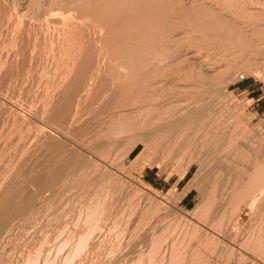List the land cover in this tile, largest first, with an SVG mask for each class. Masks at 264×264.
Segmentation results:
<instances>
[{
    "label": "rangeland",
    "instance_id": "obj_1",
    "mask_svg": "<svg viewBox=\"0 0 264 264\" xmlns=\"http://www.w3.org/2000/svg\"><path fill=\"white\" fill-rule=\"evenodd\" d=\"M4 1H6V0L0 1V4H2V5H0L1 6L0 7V13H1L0 25L1 24L3 25V21H4V25H3V27L1 25L0 29L2 31L6 29L5 32L3 31V33H5L4 35L2 34V31L0 33V36H1L0 37L1 38L0 39V81L3 80L2 82H0V84H1L0 85V141H1L0 142V156H1L0 157V170H1L0 171V176H1L0 177L1 178V180H0V201L3 200L5 197H7V195H8L7 191L9 192V196H13L14 195L13 193H19L21 191L18 195L20 196L21 193H23L24 195L20 196L22 198L27 197V196H31V195L36 196V194H31V193L34 191H35L34 193H37L38 191H40V192H38V194H37L38 196H36V197H39V199H40L39 202L40 201L41 202H40V204H38L39 210L37 212L33 213V214H35V213H37V214L31 215V217H29V220H28L29 222L26 221L25 223H23V221H19V224H17L19 227L18 226L15 227V229H14L15 232L13 231L14 234L10 233L11 236H10V234L6 236L7 233H5V235L1 234V237H3V236L4 237L9 236V237L8 238H1L0 237V239H2V240H0V264H30L31 261H33V262H31V264H264V185H263V183H264V181H263V179H264V117H262L257 112H255V109L252 108L253 100L249 99V97L247 96V93H242V91H241L242 88H244L246 86H250L254 82V78H261V79L264 78V65H263L264 64V57H263L264 56V52H263L264 51L263 50L264 49V46H263L264 43L260 39V38H264V35L260 34L261 35L260 37H259V35H257L258 38L257 37L252 38V40L254 39L253 41L257 42V43L260 39L259 44H261L262 46L258 44L257 46H261L258 49L256 48L257 46H255V48L254 47L251 48V47H248V46L241 44V43H239V44H241L245 48L240 46L238 43L236 46V42L234 39H233L234 40L233 41V40H231V38H229L228 40H230V41H228L227 39H225V37L223 38L222 30L224 33L225 32L224 28L222 26H221L222 28H220L219 27L220 25H218L217 20H214L216 17L219 18L221 15H223L221 17H224L227 14V16L225 18L230 17L231 19H229V18H227V19H229V20L234 19V21L235 22L237 21V23H238V21H240L239 25L242 27V25L244 24L245 26L243 27V29L246 27L245 30L247 29V27L249 25L252 28L254 26H257L258 23H259V25H258L257 29L259 28L260 24L262 26V27L260 26L261 27L260 29H262L264 27L263 26L264 22H262V21H264V16H263V14H264V0H244V1L243 0H215L216 1L215 3H214V0H205V1L204 0H199V1L198 0L197 1H195V0H177V1L176 0H168V1L167 0H161V1L160 0H141L140 2H139V0L138 1L137 0H111V1L110 0H86V1L85 0H76V1L75 0H29V1L28 0H25V1L24 0H8V2L7 1L4 2ZM135 1L137 2L136 5H135ZM179 1L181 3H179ZM200 1L201 2L203 1V2L201 3ZM212 1H213V3H211ZM18 2H19V4H18ZM29 2H31V3L34 2V3H33V5H31ZM138 2L141 4V6ZM146 2H148V3H146ZM176 2H178V3H176ZM3 3H4V6H3ZM10 3L11 4L14 3V5H11ZM182 3L183 4L185 3L186 5L185 4L183 5ZM5 4H6V6H5ZM179 4H181L180 5L181 7L178 6ZM101 5H103V6H101ZM167 5H169L168 6L169 10L166 9V8H168ZM248 5H250V6H248ZM22 6L26 7L27 10L23 9ZM42 6H43V8H42ZM93 6L95 8H92ZM164 6H166V7H164ZM183 6L184 7L186 6L188 8H186V7L184 8ZM204 6L205 7L208 6V9L207 8L205 9ZM3 7L5 9H1ZM13 7L16 10H14ZM135 7H137V8H135ZM7 8L8 9L10 8L9 10H11L12 12L11 13L7 12V11H9ZM71 8H72V10H71ZM175 8L177 9V11ZM245 8H246V10H249L251 8L249 11L252 12V14H249V13L245 14L248 12V11L247 12L244 11ZM35 9H37V10H35ZM68 9H70L71 11H69ZM81 9H83L84 11L83 10L81 11ZM147 9H149V10H147ZM165 9H166V11H165ZM172 9H174L175 11ZM181 9L184 12H186V11L188 12L189 10H190V12L193 11V13H192L193 16H191L193 18H194L195 12L198 11V13H196L197 15H195V18L197 16H199L200 18L197 17L196 22H195V19L192 18V20L194 21L193 22L191 20V17H189V18L187 17V16H189L190 13L184 14ZM185 9H189V10H185ZM201 9H203L204 11ZM126 10H127V12H125ZM138 10L140 11V13L138 12ZM232 10H234V11H232ZM254 10L256 12H254ZM260 10H261V12H260ZM136 11H137V13H136ZM141 11H142V13H141ZM156 11H157V14H159V15L156 14ZM215 11H216V13H214ZM2 12H4L5 14L3 13V15H2ZM47 12H49V13H47ZM153 12L155 13V15ZM209 12H210V14H209ZM7 13H10V14H7ZM29 13H30V15H29ZM50 13L52 14V16ZM97 13H99V14H97ZM163 13H165V14H163ZM207 13H208V15H206ZM230 13H231V16H230ZM243 13L245 16H243ZM16 14L18 15V17ZM20 14H21V16H19ZM55 14L58 16H56ZM176 14H178V15H176ZM214 14L215 15L217 14L219 16H215ZM256 14H258L257 17L258 16L260 18L263 17V19L261 18L262 19L261 20L259 17L257 19ZM6 15H12L13 16V17L11 16L12 18H14L16 16L14 18V20L19 18L17 21L20 23V25L16 24L17 21H15V22H14V20L11 21L10 16L9 17L7 16V18H5ZM43 15H45L46 17ZM81 15L85 16V17H82ZM160 15H162V16H160ZM163 15H165V16H163ZM181 15H184V17ZM210 15H212V16H210ZM235 15H236V17L233 18ZM251 15H253V16H251ZM38 16L40 18H38ZM61 16H62V18H61ZM106 16H107V18H106ZM125 16L127 17L128 20L126 19ZM147 16H151L150 17L151 19ZM172 16H174L175 18H173ZM176 16H177V18H176ZM178 16H181V17H178ZM3 17H4V19L8 20L7 23H5L6 21L3 20ZM28 17H30V18H28ZM98 17H100V18H98ZM119 17H121V18H119ZM161 17H163V19H166V17H168L169 18V19L167 18L168 24H167V22H165L166 20L164 21ZM201 17H203V18H201ZM34 18H35V21H33ZM36 18H37V20H36ZM112 18H113V20H112ZM154 18H156V19H154ZM172 18L175 21H173ZM178 18H180V19L182 18V19L180 20ZM51 19H53V20H51ZM97 19H99L100 21L98 22ZM160 19H162V20H160ZM206 19H207V22L205 21ZM9 20L11 21V23L13 22L12 25L10 24ZM123 20H125V21L123 22ZM212 20H214V21H212ZM249 20L251 23H253V25L254 24L255 25L252 26V24L249 22ZM25 21H27V22H25ZM40 21H42V22H40ZM138 21H140V22H138ZM154 21H157V22H154ZM208 21L210 22V26L208 25L209 24ZM74 22H75V24H74ZM91 22L92 23L94 22L93 25ZM116 22H118V23H116ZM197 22H198V24H197ZM212 22L214 25L211 24ZM40 23H41V26H40ZM179 23H180V26H178ZM187 23L188 24L190 23L191 26H190V24L188 26ZM203 23L206 26L208 25V27H210V28H207ZM247 23H249L248 26H246ZM9 24L12 26V28H11V26H9ZM117 24H118V26H116ZM192 24H194V25L192 26ZM83 25H84V27H83ZM96 25H98V26H96ZM142 25H144V26L146 25V26L144 27ZM148 25H150V27ZM161 25H164L166 28L164 26H163L164 27L163 28ZM170 25H171V27H169ZM176 25L178 27H176ZM184 25H185V27H189V28L183 27ZM202 25L204 28L202 27ZM215 25H216V28L218 27V29L214 28ZM14 26L18 30L15 29ZM133 26H135V27L133 28ZM212 26H213V28H212ZM45 27H46V29H45ZM62 27L63 28L66 27V28L63 29ZM72 27H74V28H72ZM159 27L160 28L162 27L163 30L160 29ZM192 27H193V29H192ZM61 28L65 32H63V30ZM89 28H91V30ZM128 28H129V30H128ZM140 28H142V30H140ZM7 29L9 31L10 30L11 31L9 32ZM22 29H23V31H22ZM77 29L80 31H78ZM86 29L89 30V32ZM99 29L102 31L105 30L104 33L102 31L101 32L98 31ZM120 29H122V30H120ZM124 29H126V30H124ZM28 30H30V31H28ZM70 30H72V36H74L73 31H77V33H75V35H77V36L80 32H82L81 35L79 34L80 38L82 36L84 37L85 34H83V33H86L85 38L80 39L79 37L74 36L73 37L74 39H73L72 36H69V34L71 35V32H68ZM82 30H84V31H82ZM171 30L172 31L175 30V31L172 32ZM205 30L208 33H206ZM215 30H217V31H215ZM106 31L108 33H106ZM110 31H111V33H110ZM146 31H148V32H146ZM157 31H159V35H158L159 37H157V34H158ZM167 31H168V33H167ZM212 31H214V32H212ZM16 32H18V33H16ZM28 32H30V33H28ZM59 32H63V34L59 33ZM96 32H97V34H95ZM123 32H125V33H123ZM210 32H211V34H210ZM88 33H90V34L88 35ZM91 33L95 34L94 39H93V35H92V37L90 36ZM139 33L141 34V36ZM169 33H170V35H168ZM201 33H203V34H201ZM220 33H221V35L219 36ZM22 34H24V36ZM25 34L27 35V37ZM58 34L59 35L62 34L61 36H63L64 38H62V37L61 38L63 40H65L64 35H68L69 37L68 36L67 37L69 39L66 37L67 39L65 41H63L60 37H58L59 36ZM142 34H143V36H142ZM208 34H210V35H208ZM212 34H213V36H212ZM262 34H264V31ZM87 35L89 36V38ZM100 35H102V36H100ZM124 35H125V38H124ZM147 35H149V37ZM162 35H164V36H162ZM2 36L3 37L5 36V38H3ZM97 36H100V37H97ZM152 36H154V37H152ZM170 36H171V38H170ZM216 36H218V37L216 38ZM141 37H142V39H141ZM161 37L162 38L164 37V38L162 39ZM213 37H215V38H213ZM251 37H252V35H251ZM27 38H28V40H27ZM49 38H51V39H49ZM56 38L58 41L56 40ZM90 38L93 41L90 40ZM165 38H167V39L165 40ZM75 39L77 41L79 40L78 43L76 41L77 44L73 43V42H75ZM82 39H84V40L89 39V41H92V43L94 42V44H97V42H95V40L98 41L100 39L101 41H99V43L101 45L97 44V48H96L95 47L96 45L94 46L93 44H91V42L88 43L89 41L86 40L87 42L86 41L85 42L88 44H87V46H85L86 43H84L85 45L84 44L82 45L79 43V42L83 43ZM102 39H104V40H102ZM170 39L171 40L173 39L174 41L173 40L171 41ZM50 40H52V41L56 40V41H54L51 44L52 41L50 42ZM69 40H71V41H69ZM118 40L122 41V42H119ZM148 40H150L151 43ZM220 40H222V41H220ZM61 41H63V42H61ZM115 41L119 42V44L122 43L121 44L122 48ZM125 41L127 42L126 44H125ZM179 41H180V43H178ZM231 41H232V43H231ZM251 41H250V44L253 43V41L252 42ZM159 42H161V44ZM233 42H235V43H233ZM104 43H105V45H104ZM147 43H148V45H147ZM154 43L156 45H154ZM165 43H168V44L170 43L173 45H170V44L168 45ZM209 43H211V44H209ZM230 43L233 44L234 46L230 45ZM257 43H254V44H257ZM67 44H69V45L67 46ZM78 44H80L82 46L80 47V45H78ZM129 44H131V45H129ZM142 44H144V45H142ZM223 44H224V46H223ZM254 44H252V46H254ZM75 45H78V48L75 49V47H74ZM125 45H127V47L130 46V48H138L140 46H141V48L138 49L137 51H135V49H134L133 52L127 53V52H125L126 48H127ZM159 45H161V46H159ZM101 46L103 48L102 51H106L108 49L107 52H104L103 54L99 53L100 51L97 52L99 49L101 50ZM105 46L108 48H106ZM166 46L168 48H166ZM222 46H223V48H222ZM67 47L71 48V50L73 48L74 50H72V51L70 50V51L72 52V54H75V52H76V54H78V57H75V58L73 57L74 60H72L73 58L71 56H74V55L71 54V52L69 51V49ZM83 47H84V49H83ZM86 47L88 49L90 48L91 53H93L95 50L98 49L95 54L99 53L100 58L98 57L99 55L93 54L94 57L96 56L95 60H97L98 58L101 59V57L104 55L103 58H105V60L103 58L101 60H103V62L104 61H106V62H105V64H102L103 62H99V63H101V66H103L102 71H100V72H104L107 75H105L106 77H103L104 73L103 74L101 73L103 76L98 75V76H100L101 79H99V77H98L97 80L100 81L103 79L102 81H104L108 77L111 78V74L114 77H117V79L113 77L114 80L111 78L112 79L111 81H113L112 86L114 88L110 93L113 96L112 99L114 98V95H116V96L120 95L121 96L122 92L124 93L125 91H128L126 89L128 87L130 88V86H131V88H130V89H132L131 94L133 96L136 94V96H137V103L134 106L136 107L138 105L136 108H139L140 105L143 103L141 106H144V109H146V111L148 108H149L148 110L153 108V110H155V111H154V114L152 116L157 114L156 117H158V114L159 113L161 114L162 112H164V110H166V111L168 110L171 113V110L173 112V110L178 109L177 111H174L173 114L177 115V116L175 115V119H178V118L181 119L182 117H179V115L177 114L179 109H181L179 114L182 112V113H184V115L186 114L185 116H187V113H185V112L194 111L196 113L197 111H195L194 107L199 108V105H200L201 110L198 109L200 114L197 112L199 114V116L197 113H196L197 115L194 114V112H193V114H192V112L188 113V115H190V114H192V116L195 115L198 119L194 116L193 117L195 118V120H197V122L200 118V115L204 116V117L201 116V118H203V119L197 123V122H195L194 118H192L193 121L190 120L192 122H190L188 119L187 120V121H189L188 123L186 121H185V123H183V121L186 119H185L184 115H181V116H184L183 117L184 119H182L179 124L184 127L183 128L184 131L186 128L188 130H190V133H188L187 130L185 132L183 130H181V132H184V134H182L181 137L179 138L180 139L179 142L180 143L184 142V143L180 146V143L178 142L179 146L176 145L173 150L171 149L170 151L168 150V152L165 151L163 153H162L163 150H160L161 152L157 151V154H156L153 152H156L155 150H158V148L155 149L151 145V146H149L150 148L148 147V149L146 151V148H144V145L140 143L134 149V151L128 157H126L128 155L127 152L130 151V150L128 151V147L130 146L129 149L132 148L131 145L133 146V144L135 143V141H136L135 139L137 138V137H135V135L137 136V134H132L133 136L132 135H126V134H125L126 136L124 134H122V135L118 134L121 136V138H120V136L115 135L116 133L113 134V132H111V128H112L111 126L113 125L112 123H113L114 117L110 113V111H112L113 108L110 109V107H111V103H112V107H113L114 99H113V101H111L109 98H107V97H111V95L109 94L110 96L107 95V97H105V98L103 97L104 99H107L105 102V100L103 98L102 99L104 101L101 100L102 96L100 98L97 96V95L100 96L101 94L103 95V93L105 92L104 90H106V88H108V86H109L108 83L110 82V78L107 79L108 80L107 81L108 86H107V84H105L106 86L103 85L104 83L102 84L104 86V88L102 87L103 92L100 91L101 89H99V88H101L102 85L99 86V88H98V83L100 85V82L98 81V83H97V81H96L94 83L95 87L93 85L92 90L95 88L97 90L96 93H98L100 91L101 94L99 92L96 95L95 92H93L92 90H90L91 92L89 90L85 92V91H83L82 88L78 89V90L71 88V86L73 87L72 82L77 77L78 73L73 74V75H70V74H72V71H73V73L77 72V67L79 65H81V62H83V60H84L83 58L86 57V55H84V54H79V53H82L79 50L82 48L85 51V54L88 55V53H90L88 49H87L88 51L85 50ZM92 47H94V48H92ZM144 47H145V49H144ZM160 47H161V49H160ZM240 47H242L241 48L242 50H240ZM59 48H61L62 52L60 51ZM66 48L68 49V51ZM91 48L93 50H91ZM117 48H120V50ZM123 48L125 49V51ZM260 48H261V50H260ZM77 49H79V50H77ZM82 49H81V51H83ZM121 49H123L124 54L126 53V55H124L122 53L123 51H121ZM170 49H171V51H170ZM235 49H237V50H235ZM244 49H245V51H244ZM253 49H255V50L257 49L260 53L263 52V54L261 53V55H260V53L257 50L255 51ZM64 50H66L67 53ZM76 50L79 51V53ZM158 50H159V52H158ZM168 50L171 52V54H169ZM118 51H121V52L118 53ZM181 51H182V53H181ZM249 51L251 53L252 52L253 53L255 52V53L251 54V53H249ZM29 52H31V53H29ZM256 52H258L257 54L259 56L256 55ZM66 54H69L70 56L66 55ZM122 54H123V56H122ZM190 54H191V56H190ZM249 54H251L252 56ZM79 55L80 56L84 55V57L83 56L79 57ZM128 55H129V57H127ZM188 56H190L191 58H189ZM193 56H195V57H193ZM51 57H52V59L50 60ZM112 57H114V58H112ZM116 57H117V59H116ZM126 57H127L129 62L127 61ZM170 57H171V59H170ZM176 57H177V59H176ZM21 58H22V60H21ZM68 58L70 59V61L68 60ZM78 58H82V61H81V59H79L77 61L78 63H73L74 68H75L74 69L75 72H74V70L72 69L73 68L72 62H74ZM194 58H195V60H194ZM254 58L255 59L257 58L258 60L256 59L257 60L256 61ZM260 58H262V60ZM71 60H72V62H71ZM101 60H98V61H101ZM249 60H250V62H249ZM65 61H69V63L68 62L65 63ZM134 61H136V62H134ZM176 61H177V63H176ZM184 61L186 64L184 63ZM189 61L192 63H190ZM198 61H199V63H197ZM130 62H131V64H130ZM158 62H159V64H158ZM182 62L185 64V66ZM67 63H68V67H71V69L69 68L70 70L67 67ZM180 63H182V64H180ZM193 63L195 64V66ZM69 64H71V66ZM75 64H78V65H75ZM208 65H211V66H208ZM143 66H144V68H142ZM66 67H67V70H66ZM127 67H129V68L126 69ZM202 67H203V69H202ZM103 68H104V70H103ZM105 68H108V69H105ZM209 69H210V71H209ZM121 70L123 71L122 73H121ZM67 71L68 72L70 71L69 72L70 74H68L69 76L66 75ZM107 71H109V73L112 72L110 74V76H108L109 73ZM134 71L136 72V76H137L136 77L134 74V78L136 77L135 80L132 77L133 76L132 74ZM138 71L139 72L141 71V72L139 73ZM130 72H132V74ZM199 72L200 73L202 72L201 75ZM192 73H193V75H192ZM241 73L245 74V78L240 80V74ZM161 74L163 75V78H162ZM213 74H215V75L212 76ZM143 75H145V76L143 77ZM160 75H161V77H160ZM185 75H186V77L188 75V77L186 78ZM203 76H204V79L202 78ZM129 77H131V79ZM216 77H217L218 81H217ZM126 78L128 81L125 80ZM213 78H214V80H213ZM154 79H155L156 83H155ZM182 79H183V81H182ZM207 79H208V82H207ZM119 80H120V82H119ZM133 80H134V83H133ZM165 80H167V81L165 82ZM13 81H15V82H13ZM60 81H61L62 85L60 84ZM67 81H69V82L67 83ZM104 82L106 83V80ZM114 82H117L118 84L120 83L119 87H121L123 89L119 88L118 84H116V83L114 84ZM215 82L216 83L218 82V85L215 84ZM122 83L125 86V90H124V86ZM154 83H155V85H154ZM132 84L133 85L135 84V85L133 86ZM68 85H71L70 88H68ZM166 85H167V87H166ZM213 85H216V86H213ZM132 86H133V88H132ZM187 86H190V87H187ZM194 86L195 87L200 86V87L199 88H193ZM211 86H213V88ZM179 87H181L182 89ZM185 87H187L189 90L187 89V91H185L186 90ZM115 88H117V90L121 89L122 92H121V90H119L121 93L119 91H115L116 90ZM69 89H70V91L68 92ZM98 89H99V91H98ZM71 90L73 92H71ZM66 91L68 92V94L66 93ZM113 91L116 93L114 94ZM135 91H136V93H135ZM45 92H47V93L45 94ZM118 92L120 94H118ZM150 92L153 94H151ZM206 92H208V93H206ZM72 93L75 94L76 97H75V95H73L74 96V98H73ZM82 93H84L82 95L83 97L81 96ZM158 94H160V95H158ZM176 94H178V95H176ZM66 95L68 98L65 97ZM139 95H141V96H139ZM181 95H183V96H181ZM192 95H194V96H192ZM91 96H92V98H95L96 96L97 97L95 99H91ZM167 96H169V97H167ZM62 97L64 98L63 100L61 99ZM69 97L74 99V100H71ZM87 98H89V99L87 100ZM144 98H145V100H144ZM97 99H98V101L100 100L99 105H97L98 104ZM190 99H191V102L189 101ZM200 99L202 101H200ZM155 100L158 102H156ZM171 100H173V101H171ZM178 100H179V102H177ZM182 100L185 102L183 103ZM93 101L94 102L96 101V103H94ZM108 101H110V102H108ZM140 101H144V102L140 103ZM180 101H182V102H180ZM186 101L187 102L189 101L190 102L189 104H192V105H190V106H188L189 104L186 105L187 104ZM69 102L70 103L72 102L71 103L73 106L72 113H75V109L77 108L78 112H79L78 115H81V116L83 115V117H84V118L81 117V120H79L80 122L77 121L73 125H72V123H66L69 121V119H71L69 116L71 114V112L68 113L67 118L66 117L62 118V119H65V121L62 119L59 120L57 117H55L56 115L54 113V111L58 110L61 106H62L61 110L66 108L68 106ZM86 102H88V103L86 104ZM101 102L104 104H102ZM161 102L162 103L164 102L165 105L162 104ZM166 102H167V104H166ZM202 102L206 103L207 105L205 104L206 105L205 106L204 104H202ZM62 103L63 104L67 103L66 107H63ZM144 103H145V105H144ZM169 103L170 104L173 103V104L170 105ZM178 103H179V105L181 103H183V105L185 103L186 104L184 105V107L181 104L183 107L182 108L181 106L177 105ZM208 103L211 105L213 104V105L209 106ZM214 104L217 106H214ZM52 105H54V106H52ZM108 105H110V106H108ZM147 105H149V106H147ZM174 105H177V106H174ZM201 105L202 106L204 105L205 108H207L208 110L205 109L204 106L202 107ZM72 106H70V107H72ZM84 106H85V108H84ZM155 106L157 108V112L159 111V113L156 112ZM168 106L169 107L172 106V108H174V107L175 108L174 109L169 108L170 109L169 110ZM192 106H194V107L192 108ZM108 107H109V109H108ZM158 107L160 108V110L158 109ZM188 107H190V108H188ZM136 108H133V109H136ZM185 108L186 109L188 108L189 110L187 111ZM219 108H220V110H222L221 112H220V110H218ZM85 109H86V111H85ZM92 109H94L93 110L94 112L92 111ZM191 109H194V110H191ZM202 109H204L206 111L203 112ZM216 109L218 110V112ZM107 110H108V112H107ZM161 110H163V111H161ZM182 110H186V111H182ZM210 111L212 114L210 113ZM206 112L209 115H206L207 114ZM95 113H97V114H95ZM204 113H205V115H204ZM89 114H91V115H89ZM92 115H95L96 117L92 116ZM100 115H101V117H100ZM164 115H167V114H164ZM164 115L162 116L163 117L162 120H165L167 117V116L165 117ZM216 115H218V117ZM86 116H87V119L85 118ZM231 117H233V119H231ZM159 119H160V117H159ZM162 120H160V121H162ZM212 121H215V122H212ZM181 123H183V125ZM189 123L191 124L190 125L191 127L188 126ZM198 124L201 126H199ZM207 124L209 127L208 126L206 127ZM92 125L93 126L98 125V127L100 128L99 129L97 126L94 127V128H96L97 131L92 130L93 133L95 132L98 135L101 134L100 135L101 138H104V136H105L106 137V138H104L105 140L112 138L114 141V143L111 147L106 148L104 152L102 151L103 152V154H102L103 158H102V156H100V158H98L94 154L95 151L93 152V150L91 151V150L87 149L86 146L84 147L83 144H84L85 140L84 141L80 140L81 142H83V144L78 143L79 138L83 139V135H81V132L85 133V131H88V130L90 131L91 129H94V128H92L93 127ZM104 125H105V127L103 128ZM109 125H111V126H109ZM160 126H162V125H160ZM160 126H158L156 128H159ZM236 126L240 129V131L244 130L243 135L239 134L238 128L235 129ZM192 127H194V128H192ZM212 127L213 128L215 127V128L213 129ZM40 128H42V129H40ZM156 128H153L152 132H154V130H156ZM191 129H192V131H191ZM204 129H206V130L204 131ZM99 130H100V132H99ZM101 130H103V131L105 130V131L101 132ZM208 130H209V132H208ZM89 131L86 132L88 135L85 133L84 137H88L89 134L90 135L93 134L92 132L89 133ZM147 131L151 132L150 129ZM147 131H145L146 134H148ZM77 132H78V135H77ZM186 132L188 134H186ZM207 132L209 133V135ZM144 133H142V134H144ZM53 135H54V137H53ZM247 135H248V137H246ZM115 136H117L118 138L117 137L113 138ZM23 137H25V138H23ZM26 137H27V140H26ZM34 137L37 139L34 140L35 139ZM77 137H79V138H77ZM244 138H245V140H244ZM23 139H25V140L23 141ZM112 139H111V141H112ZM132 139H134V140H132ZM190 139H191V141H190ZM132 141H134V142H132ZM65 142H67V143H65ZM242 143H243V145H242ZM80 144L83 145V148ZM224 144H226L225 145L226 147H224ZM17 145H20V146H17ZM238 147H239V150H238ZM109 148H111V150ZM120 148H121V150H120ZM142 148L145 149L144 150V156L145 157H142V159H141L144 161L139 160L140 162L139 161L135 162L134 161L135 157L142 150ZM210 148H211V150H210ZM222 148H224V149H222ZM214 149H216L217 152ZM150 150H151V152H150ZM174 150H175V152H174ZM15 151H17V152H15ZM27 151H28V153H27ZM78 151H80V153H78ZM197 151H200V153ZM208 151H209V153H208ZM212 151H214V152H212ZM109 152H111V153H109ZM3 154H4V156H3ZM57 154H59V156ZM124 154H126V155H124ZM68 155L73 157V158L83 159L82 161H84L85 165H87L84 169V170L87 169L86 170L87 172H84V174L87 173V174H85L87 179H86V177H84L85 179L81 178L82 181H79L80 184L78 182L76 184V182L72 183L73 179H71L72 177L69 176L70 178H68V180H67V182L69 184L67 183L68 187L64 191L56 190V188H58V189L62 188L63 189L62 183L64 181H62V180L59 181L61 183L62 187L60 186V183H59V185H57L58 183H56L55 187L52 186L49 189H39L37 187L36 183L33 184L34 182L32 181V177H34V175H35L34 173L39 172V174H42V173L44 174L47 171L45 169H47L49 164L52 163L50 166H54V163H55V165H58V164H60V161L62 162L63 158H65V156L68 157ZM81 155H82V157H81ZM160 155H163V156H160ZM19 156H21V157H19ZM60 156H62L63 158H60ZM105 156H107L106 157L107 159L105 158ZM146 156H149V157H147V159H149V160L146 159ZM256 156H257L258 160L256 159ZM229 157H230V159H229ZM8 159H10V162ZM17 159H19L20 161ZM56 159H58L60 161H58ZM102 159L105 161L102 162ZM145 159L147 161H145ZM53 160H55V161H53ZM86 160H88V161H86ZM90 160H92L93 162ZM167 160H168V163H167ZM221 160H222V162H221ZM56 161H58L59 163ZM19 162L21 163V165L19 164ZM97 162H98L99 166H97L98 165ZM257 162H258V164H257ZM135 163H138V164L135 165ZM254 163H255L254 169L256 171L257 170L260 171L259 172V173H261L260 179H262L260 181L259 185L257 187H255L256 193L259 190H261V195H259L258 198L256 199V201H255L256 203L252 202V198H253L252 193H250L249 190L247 191V189H249V188H247L248 187L247 183H249V180H250V178L247 179V176H248L249 170L253 167ZM13 164L15 167L12 166ZM24 165H26L27 167ZM46 165H48V166L46 167ZM88 165L89 166L91 165V167H89ZM94 165H95V167H94ZM44 167H46V168H44ZM119 167H121V168H119ZM42 168L45 170V172ZM262 168H263V170H262ZM28 169H30L31 171ZM88 170H89V172H88ZM108 170H109V173H108ZM9 171H11V172H9ZM14 172L16 173V175ZM99 172L102 174H100ZM30 174H32V177H30L31 176ZM97 174H98V176H97ZM28 175H29L30 179H29ZM99 175L100 176L103 175L104 177L103 176L100 177ZM106 176L108 178H106ZM88 177L89 178L94 177V179L96 178L97 181L95 179L92 184L88 185V183H91L90 179H89L90 182H88ZM118 177H119V179H118ZM16 178H17V180H15ZM9 179L11 180V182ZM27 180H29V181H27ZM83 180H84V182H83ZM100 180H103L102 185H99L102 183V182H100ZM111 180H113V181H111ZM81 182H83V183L86 182V183L81 184ZM121 182H123V183H121ZM13 184L15 187L13 186ZM19 184L23 185V186L20 185L22 188L19 186ZM220 184H221V186H220ZM189 185L191 186L190 191H188ZM217 185L220 187V189H218ZM84 186H87V188H85ZM215 186H217L216 187V195H215L217 197H214V199H212L213 198L212 193L210 195V193L208 194L207 192L211 191L213 188H215ZM2 187H4V188H2ZM13 187L14 188L17 187V189L15 190L16 192L13 191L14 190ZM210 187H211V190H210ZM230 187H232V188H230ZM6 188H8V189H6ZM9 188L12 189L11 191L13 193L11 191H9ZM26 188H28V189L26 190ZM94 188L96 189V191ZM106 188H108V189H106ZM67 189H68V191H67ZM217 189H218V191H217ZM244 189H246V190H244ZM36 190H38V191H36ZM99 190H101V191H99ZM105 190L107 193L105 192ZM219 190H221V193L219 192ZM30 191H31V193H28ZM205 191H207L206 194H203V193H205ZM51 192H53V193H51ZM97 192H98V195H96ZM100 192H101V195H100ZM184 192H186V193H184ZM6 193H7V195H6ZM94 193L99 200H97ZM14 196H17V195H14ZM43 203H44V205H43ZM91 203H93V204H91ZM92 208H93V210H95V212L91 211ZM56 210H58V211H56ZM45 211H48V212H45ZM55 213H56V215H55ZM57 213H59V214H57ZM32 217H34V218H32ZM27 222H28V224H27ZM15 237H17V238H15ZM11 245H13V246H11Z\"/></svg>",
    "mask_w": 264,
    "mask_h": 264
},
{
    "label": "bare ground",
    "instance_id": "obj_2",
    "mask_svg": "<svg viewBox=\"0 0 264 264\" xmlns=\"http://www.w3.org/2000/svg\"><path fill=\"white\" fill-rule=\"evenodd\" d=\"M1 1V0H0ZM7 2H8V0H6ZM6 1H4V2H6ZM25 1V0H24ZM29 1V0H28ZM76 1V0H75ZM86 1V0H85ZM111 1V0H110ZM138 1V0H137ZM141 0H139V2H140ZM161 1V0H160ZM168 1V0H167ZM177 1V0H176ZM195 1H197V0H195ZM199 1V0H198ZM205 1V0H204ZM244 1V0H243ZM66 2V1H65ZM84 2V1H83ZM95 2V1H94ZM129 2V1H128ZM131 2V1H130ZM138 2V3H139ZM145 2V1H144ZM183 2V1H182ZM201 2V1H200ZM203 2V1H202ZM201 2V3H202ZM216 1L214 0V3H215ZM249 2V1H248ZM31 5H33V3L34 2H29ZM88 3V2H87ZM105 3V2H104ZM109 3V2H108ZM115 3V2H114ZM124 3V2H123ZM136 1H135V5H136ZM142 3V2H141ZM146 3H148V2H146ZM176 3H178V2H176ZM179 3H181L180 1H179ZM186 3V2H185ZM184 3V4H185ZM188 3V2H187ZM192 3V2H191ZM200 3V4H201ZM211 3H213V1L211 2ZM11 4V3H10ZM18 4H19V2H18ZM140 4V3H139ZM138 4V5H139ZM168 4V3H167ZM183 4V3H182ZM183 4V5H184ZM199 4V5H200ZM209 4V3H208ZM223 4V3H222ZM0 5H2V4H0ZM11 5H14V3H12ZM104 5V4H103ZM103 5H101V6H103ZM113 5V4H112ZM118 5V4H117ZM132 5V4H131ZM170 5V4H169ZM169 5H167V7L169 6ZM174 5V4H173ZM181 4H179L178 6H180ZM186 5V4H185ZM192 5V4H191ZM218 5V4H217ZM3 6H4V3H3ZM5 6H6V4H5ZM27 6V5H26ZM83 6V5H82ZM106 6V5H105ZM140 6H141V4H140ZM147 6V5H146ZM193 6V5H192ZM195 6V5H194ZM210 6V5H209ZM248 6H250V5H248ZM247 6V7H248ZM1 7V6H0ZM16 7V6H15ZM21 7V6H20ZM28 7V6H27ZM31 7V6H30ZM85 7V6H84ZM118 7V6H117ZM125 7V6H124ZM130 7V6H129ZM148 7V6H147ZM146 7V8H147ZM157 7V6H156ZM164 7H166V6H164ZM181 7V6H180ZM184 7V6H183ZM186 7V6H185ZM184 7V8H185ZM191 7V6H190ZM196 7V6H195ZM202 7V6H201ZM205 7V6H204ZM221 7V6H220ZM225 7V6H224ZM223 7V8H224ZM242 7V6H241ZM240 7V8H241ZM22 8L23 9H25V10H27L26 9V7H23L22 6ZM42 8H43V6H42ZM73 8V7H72ZM72 8H71V10H72ZM92 8H95L94 6L92 7ZM103 8V7H102ZM111 8V7H110ZM134 8V7H133ZM135 8H137V7H135ZM143 8V7H142ZM174 8V7H173ZM177 8V7H176ZM175 8V9H176ZM179 8V7H178ZM186 8H188V7H186ZM200 8V7H199ZM208 9V6L207 7H205V9ZM213 8V7H212ZM216 8V7H215ZM1 9H5L4 7L3 8H1ZM8 9V8H7ZM10 9V8H9ZM8 9V10H9ZM13 9H14V7H13ZM20 9V8H19ZM67 9V8H66ZM100 9V8H99ZM154 9V8H153ZM166 9H168L169 10V7L168 8H166ZM166 9H165V11H166ZM191 9V8H190ZM195 9V8H194ZM198 9V8H197ZM221 9V8H220ZM243 9V8H242ZM248 9V8H247ZM251 9V8H250ZM249 9V10H250ZM14 10H16V9H14ZM24 10V11H25ZM35 10H37V9H35ZM46 10V9H45ZM44 10V11H45ZM63 10V9H62ZM69 11H71L70 9H68ZM83 9H81V11H82ZM129 10V9H128ZM137 10V9H136ZM143 10V9H142ZM147 10H149V9H147ZM164 10V9H163ZM172 10H174V9H172ZM182 10V9H181ZM185 10H189V9H185ZM201 10H203V9H201ZM215 10V9H214ZM217 10V9H216ZM249 10H246V8H245V12H247V13H245V14H252V12H250ZM253 10V9H252ZM42 11V10H41ZM40 11V12H41ZM67 11V10H66ZM84 11V10H83ZM86 11V10H85ZM91 11V10H90ZM102 11V10H101ZM100 11V12H101ZM115 11V10H114ZM146 11V10H145ZM151 11V10H150ZM162 11V10H161ZM164 11V12H165ZM171 11V10H170ZM175 11V10H174ZM176 11H177V9H176ZM183 11V10H182ZM204 11V10H203ZM207 11V10H206ZM230 11V10H229ZM232 11H234V10H232ZM237 11V10H236ZM243 11V10H242ZM259 11V10H258ZM7 12H12L11 10H9V11H7ZM18 12V11H17ZM16 12V13H17ZM22 12V11H21ZM20 12V13H21ZM58 12V11H57ZM89 12V11H88ZM94 12V11H93ZM99 12V11H98ZM109 12V11H108ZM125 12H127V10L125 11ZM138 12L140 13V11L138 10ZM173 12V11H172ZM221 12V11H220ZM240 12V11H239ZM254 12H256L255 10H254ZM260 12H261V10H260ZM3 13L4 12H2V15H3ZM10 13H7V14H10ZM19 13V12H18ZM27 13V12H26ZM31 13V12H30ZM30 13H29V15H30ZM35 13V12H34ZM47 13H49V12H47ZM76 13V12H75ZM95 13V12H94ZM105 13V12H104ZM113 13V12H112ZM136 13H137V11H136ZM141 13H142V11H141ZM154 13V12H153ZM167 13V12H166ZM174 13V12H173ZM183 13L185 14V13H190L189 14V16H187L188 18L189 17H191V16H193V11L192 12H190V10L187 12H184L183 11ZM196 13H198V11H196L195 12V14H194V18L193 17H191V20H192V18L193 19H195V22H196V19H197V17H199V16H197L196 18H195V15H197ZM201 13V12H200ZM199 13V14H200ZM214 13H216V11L214 12ZM223 13V12H222ZM229 13V12H228ZM237 13V12H236ZM244 13H243V16H245L244 15ZM5 14V13H4ZM45 14V13H44ZM51 14V13H50ZM57 14V13H56ZM55 14V15H56ZM61 14V13H60ZM81 14V13H80ZM91 14V13H90ZM97 14H99V13H97ZM144 14V13H143ZM148 14V13H147ZM151 14V13H150ZM149 14V15H150ZM156 14H157V11H156ZM163 14H165V13H163ZM169 14V13H168ZM192 14V15H191ZM209 14H210V12H209ZM254 14V13H253ZM263 14V13H262ZM261 14V15H262ZM14 15V14H13ZM17 15V14H16ZM37 15V14H36ZM63 15V14H62ZM69 15V14H68ZM78 15V14H77ZM96 15V14H95ZM94 15V16H95ZM107 15V14H106ZM111 15V14H110ZM124 15V14H123ZM126 15V14H125ZM145 15V14H144ZM154 15H155V13H154ZM157 15H159V14H157ZM171 15V14H170ZM169 15V16H170ZM176 15H178V14H176ZM206 15H208V13L206 14ZM213 15V14H212ZM212 15H210V16H212ZM215 15V14H214ZM238 15V14H237ZM257 15L258 14H256V18L258 19V17H257ZM260 15V16H261ZM5 16V15H4ZM7 16L9 17H11L12 15H6V17L5 18H7ZM19 16H21V14L19 15ZM23 16V15H22ZM43 16H45V15H43ZM48 16V15H47ZM51 16H52V14H51ZM56 16H58V15H56ZM55 16V17H56ZM82 16V15H81ZM93 16V15H92ZM120 16V15H119ZM129 16V15H128ZM143 16V15H142ZM160 16H162V15H160ZM163 16H165V15H163ZM168 16V17H169ZM181 16H183L184 17V15H181ZM181 16H178V17H181ZM186 16V15H185ZM201 16V15H200ZM215 16H219V15H215ZM221 16H223V15H221ZM216 17L214 20H217V23H218V25H220L219 27L220 28H224V33H223V30H222V36H223V38L225 37V39H229V38H231V40H235V42H236V46H237V43L239 44V43H241V44H244V45H246V46H248V47H251V48H255V46H257L258 44H259V42H260V39H261V41L264 43V38H260L259 39V41H258V43L257 42H254L253 40H252V38H255V37H257L258 38V36L257 35H259V37L261 36V35H264V34H262L263 33V31H264V27L262 28V29H260L262 26H261V24H260V26H259V28L257 29V27H258V25H259V23H258V25L257 26H254L253 25V23H251L250 22V20H249V22L252 24V26H254V27H250V25L248 26V24L249 23H247V25L246 26H248L247 27V29L245 30V28L243 29V27L245 26L244 24L242 25V27L239 25V22L240 21H238V23H237V21L235 22L234 21V19L233 20H229V19H231L230 17H227V18H229V19H227V18H225L226 16H227V14H226V16H224V17ZM230 16H231V13H230ZM242 16V15H241ZM248 16V15H247ZM251 16H253V15H251ZM255 16V15H254ZM263 16H264V14H263ZM13 17V16H12ZM10 18L11 19V21L12 20H14V18L16 17H14V18ZM17 17H18V15H17ZM46 17V16H45ZM54 17V16H53ZM65 17V16H64ZM76 17V16H75ZM80 17V16H79ZM82 17H85V16H82ZM102 17V16H101ZM124 17V16H123ZM126 17V16H125ZM147 17H151V16H147ZM156 17V16H155ZM168 17H166V19H163V17H161L165 22H167V24H168ZM173 18H175L174 16H172ZM207 17V16H206ZM236 17V15L233 17V18H235ZM239 17V16H238ZM237 17V18H238ZM23 18V17H22ZM28 18H30V17H28ZM38 18H40L39 16H38ZM61 18H62V16H61ZM72 18V17H71ZM78 18V17H77ZM81 18V17H80ZM97 18V17H96ZM98 18H100V17H98ZM103 18V17H102ZM106 18H107V16H106ZM111 18V17H110ZM119 18H121V17H119ZM146 18V17H145ZM144 18V19H145ZM153 18V17H152ZM157 18V17H156ZM156 18H154V19H156ZM168 18V19H167ZM173 18H172V20H173ZM176 18H177V16H176ZM200 18V17H199ZM198 18V19H199ZM201 18H203V17H201ZM213 18V17H212ZM260 18V17H259ZM262 19H263V17H261ZM260 18V19H261ZM19 19V18H18ZM18 19H16V20H14V22L15 21H17ZM49 19V18H48ZM65 19V18H64ZM73 19V18H72ZM83 19V18H82ZM126 19H127V17H126ZM140 19V18H139ZM143 19V18H142ZM151 19V18H150ZM158 19V18H157ZM162 19H160V20H162ZM178 19H180V18H178ZM177 19V20H178ZM182 19V18H181ZM180 19V20H181ZM205 19V18H204ZM208 19V18H207ZM207 19L205 20L206 22H207ZM242 19V18H241ZM240 19V20H241ZM251 19V18H250ZM261 19V20H262ZM3 20H5L6 22L5 23H7L8 22V20H6V19H4V17H3ZM36 20H37V18H36ZM51 20H53V19H51ZM55 20V19H54ZM76 20V19H75ZM87 20V19H86ZM108 20V19H107ZM112 20H113V18H112ZM118 20V19H117ZM116 20V21H117ZM121 20V19H120ZM128 20V19H127ZM211 20V19H210ZM209 20V21H210ZM214 20H212V21H214ZM247 20V19H246ZM255 20V19H254ZM0 21H1V13H0ZM10 21V20H9ZM11 21H10V24L12 25V23H11ZM33 21H35V18H34V20ZM59 21V20H58ZM64 21V20H63ZM97 21L99 22L100 20L99 19H97ZM115 21V20H114ZM119 21V20H118ZM125 20H123V22H124ZM144 21V20H143ZM152 21V20H151ZM173 21H175V20H173ZM185 21V20H184ZM183 21V22H184ZM188 21V20H187ZM186 21V22H187ZM193 21V20H192ZM208 21V25L210 26V22ZM243 21V20H242ZM21 22V21H20ZM25 22H27V21H25ZM40 22H42V21H40ZM108 22V21H107ZM131 22V21H130ZM138 22H140V21H138ZM146 22V21H145ZM154 22H157V21H154ZM177 22V21H176ZM175 22V23H176ZM181 22V21H180ZM194 22V21H193ZM199 22V21H198ZM198 22H197V24H198ZM216 22V21H215ZM245 22V21H244ZM257 22V21H256ZM255 22V23H256ZM262 22H264V21H262ZM81 23V22H80ZM79 23V24H80ZM92 23V22H91ZM94 23V22H93ZM93 23H92V25H93ZM101 23V22H100ZM116 23H118V22H116ZM185 23V22H184ZM9 24V26H11ZM15 24V23H14ZM17 25H20V23L17 21V23H16ZM32 24V23H31ZM30 24V25H31ZM66 24V23H65ZM69 24V23H68ZM74 24H75V22H74ZM86 24V23H85ZM103 24V23H102ZM127 24V23H126ZM144 24V23H143ZM150 24V23H149ZM156 24V23H155ZM161 24V23H160ZM164 24V23H163ZM166 24V25H167ZM186 24V23H185ZM188 24V23H187ZM190 24V23H189ZM189 24H188V26H189ZM201 24V23H200ZM199 24V25H200ZM204 24V23H203ZM212 25H214L213 24V22L211 23ZM216 24V23H215ZM246 24V23H245ZM2 25V24H1ZM1 25H0V27H1ZM3 25H4V21H3ZM3 25H2V27H3ZM7 25V24H6ZM35 25V24H34ZM88 25V24H87ZM100 25V24H99ZM183 25V24H182ZM194 24H192V26H193ZM205 25V24H204ZM208 25L206 26L207 28H210V27H208ZM217 25V26H218ZM8 26V27H9ZM16 26V25H15ZM14 26V28L15 29H17L16 27ZM27 26V25H26ZM38 26V25H37ZM40 26H41V23H40ZM49 26V25H48ZM47 26V27H48ZM76 26V25H75ZM74 26V27H75ZM81 26V25H80ZM90 26V25H89ZM96 26H98V25H96ZM112 26V25H111ZM115 26V25H114ZM113 26V27H114ZM116 26H118V24L116 25ZM120 26V25H119ZM123 26V25H122ZM142 26H144V25H142ZM146 26V25H145ZM144 26V27H145ZM149 27H150V25H148ZM162 27L164 26V25H161ZM175 26V25H174ZM178 26H180V23L178 24ZM177 25H176V27H178ZM187 26V25H186ZM190 26H191V24H190ZM222 26V27H221ZM263 26H264V23H263ZM19 27V26H18ZM21 27V26H20ZM31 27V26H30ZM39 27V26H38ZM55 27V26H54ZM74 27H72V28H74ZM77 27V26H76ZM83 27H84V25H83ZM82 27V28H83ZM109 27V26H108ZM131 27V26H130ZM135 26H133V28H134ZM162 27L160 28V29H162ZM165 27V26H164ZM163 27V28H164ZM169 27H171V25L169 26ZM183 27H185V25L183 26ZM198 27V26H197ZM201 27V26H200ZM199 27V28H200ZM202 27H203V25H202ZM201 27V28H202ZM205 27V28H206ZM251 29H250V28ZM7 28V27H6ZM11 28H12V26H11ZM32 28V27H31ZM35 28V27H34ZM63 28V27H62ZM61 28V29H62ZM64 28H66V27H64ZM63 28V29H64ZM116 28V27H115ZM127 28V27H126ZM156 28V27H155ZM166 28V27H165ZM174 28V27H173ZM180 28V27H179ZM185 28H189V27H185ZM184 28V29H185ZM204 28V27H203ZM212 28H213V26H212ZM211 28V29H212ZM215 29H218V27L216 28V25H215V27H214ZM249 28V29H248ZM29 29V28H28ZM45 29H46V27H45ZM62 29V30H63ZM69 29V28H68ZM84 29V28H83ZM90 30H91V28H89ZM94 29V28H93ZM104 29V28H103ZM171 29V28H170ZM192 29H193V27H192ZM195 29V28H194ZM6 30V29H5ZM5 30H3L4 32H5ZM8 30V29H7ZM13 30V29H12ZM18 30V29H17ZM40 30V29H39ZM66 30V29H65ZM78 30V29H77ZM87 30V29H86ZM120 30H122V29H120ZM124 30H126V29H124ZM128 30H129V28H128ZM138 30V29H137ZM140 30H142V28H140ZM148 30V29H147ZM153 30V29H152ZM163 30V29H162ZM161 30V31H162ZM187 30V29H186ZM202 30V29H201ZM221 30V29H220ZM219 30V31H220ZM1 29H0V33H1ZM3 31H2V34L4 35L5 33H3ZM9 31V30H8ZM7 31V32H8ZM11 31V30H10ZM9 31V32H10ZM22 31H23V29H22ZM28 31H30V30H28ZM49 31V30H48ZM59 31V30H58ZM78 31H80V30H78ZM82 31H84V30H82ZM88 32H89V30H87ZM95 31V30H94ZM98 31H102V30H98ZM105 31V30H104ZM104 31H102L103 33H104ZM108 31V30H107ZM106 31V33H108ZM132 31V30H131ZM160 31V30H159ZM159 31H157L158 32V34H157V37H159L158 35H159ZM172 31V30H171ZM170 31V32H171ZM173 31H175V30H173ZM172 31V32H173ZM181 31V30H180ZM183 31V30H182ZM191 31V30H190ZM206 31V30H205ZM215 31H217V30H215ZM218 31V32H219ZM8 32V33H9ZM13 32V31H12ZM25 32V31H24ZM51 32V31H50ZM54 32V31H53ZM63 32H65L64 30H63ZM63 32H59V33H62L63 34ZM68 32H71V35L69 34V36H72V30H70V31H68ZM74 32V36H77V35H75V33H77V31H73ZM93 32V31H92ZM146 32H148V31H146ZM145 32V33H146ZM200 32V31H199ZM212 32H214V31H212ZM217 32V33H218ZM16 33H18V32H16ZM23 33V32H22ZM27 33V32H26ZM28 33H30V32H28ZM34 33V32H33ZM37 33V32H36ZM42 33V32H41ZM56 33V32H55ZM105 33V34H106ZM110 33H111V31H110ZM115 33V32H114ZM123 33H125V32H123ZM143 33V32H142ZM167 33H168V31H167ZM206 33H208L207 31H206ZM251 33V34H250ZM7 34V33H6ZM10 34V33H9ZM48 34V33H47ZM62 34H58L59 36L58 37H62V38H64L63 36H61ZM80 35L82 34V32H80L79 33ZM79 34H78V36L77 37H79ZM83 34H85L86 35V33H83ZM90 33H88V35H89ZM95 34H97V32L95 33ZM94 33H91V37H92V35H93V39H94V35H95ZM99 34V33H98ZM140 34V33H139ZM138 34V35H139ZM144 34V33H143ZM143 34H142V36H143ZM173 34V33H172ZM201 34H203V33H201ZM210 34H211V32H210ZM210 34H208V35H210ZM216 34V33H215ZM261 34V35H260ZM23 36H24V34H22ZM26 35V34H25ZM32 35V34H31ZM36 35V34H35ZM85 35H84V37L82 36L81 38H85ZM87 35V36H88ZM127 35V34H126ZM153 35V34H152ZM168 35H170V33L168 34ZM206 35V34H205ZM221 35V33L219 34V36ZM251 35H252V37H251ZM255 35V36H254ZM6 36V35H5ZM5 36L3 37V38H5ZM11 36V35H10ZM57 36V35H56ZM65 36V40L69 37L68 35H64ZM68 36V37H67ZM74 36H72V38L74 37ZM86 36V37H87ZM100 36H102V35H100ZM100 36H97V37H100ZM140 36H141V34H140ZM148 37H149V35H147ZM162 36H164V35H162ZM172 36V35H171ZM171 36H170V38H171ZM203 36V35H202ZM212 36H213V34H212ZM221 36V37H222ZM1 37V36H0ZM15 37V36H14ZM26 37H27V35H26ZM45 37V36H44ZM53 37V36H52ZM67 37V38H66ZM96 37V36H95ZM107 37V36H106ZM110 37V36H109ZM115 37V36H114ZM113 37V38H114ZM146 37V36H145ZM152 37H154V36H152ZM151 37V38H152ZM175 37V36H174ZM218 36H216V38H217ZM19 38V37H18ZM37 38V37H36ZM54 38V37H53ZM61 38V39H62ZM71 38V39H72ZM76 38V37H75ZM80 38V37H79ZM78 38V39H79ZM80 38V39H81ZM88 38H89V36H88ZM122 38V37H121ZM124 38H125V35H124ZM162 38V37H161ZM164 38V37H163ZM162 38V39H163ZM168 38V37H167ZM167 38H165V40L167 39ZM191 38V37H190ZM213 38H215V37H213ZM212 38V39H213ZM1 39V38H0ZM42 39V38H41ZM49 39H51V38H49ZM69 39V38H68ZM74 39V38H73ZM77 39V38H76ZM75 39V42H73L74 44L76 43V40ZM96 39V38H95ZM141 39H142V37H141ZM140 39V40H141ZM153 39V38H152ZM151 39V40H152ZM160 39V38H159ZM180 39V38H179ZM224 39V40H225ZM263 39V40H262ZM6 40V39H5ZM27 40H28V38H27ZM33 40V39H32ZM38 40V39H37ZM43 40V39H42ZM56 40H57V38H56ZM56 40H54V41H56ZM60 40V39H59ZM63 40V39H62ZM65 40H63V41H65ZM83 40V43H81V42H79L80 44H84V43H86L87 41L86 40H88L89 41V39H82ZM81 40V41H82ZM90 40H92L91 38H90ZM102 40H104V39H102ZM106 40V39H105ZM123 40V39H122ZM144 40V39H143ZM169 40V39H168ZM171 40V39H170ZM173 40V39H172ZM171 40V41H172ZM219 40V39H218ZM226 40V41H227ZM233 40V41H234ZM253 41V43H251L250 44V41ZM258 40V39H257ZM46 41V40H45ZM52 40H50V42H51ZM54 41H52L51 42V44L54 42ZM58 41V40H57ZM63 41H61V42H63ZM69 41H71V40H69ZM68 41V42H69ZM73 41V40H72ZM79 41V40H78ZM78 41H77V43H78ZM86 41V42H85ZM93 41V40H92ZM92 41H89L88 43H90L91 42V44H93L96 48H97V44H100L99 43V41H101L100 39L97 41V40H95V42H97V44H94V42L92 43ZM119 41V40H118ZM128 41V40H127ZM149 42H150V40H148ZM156 41V40H155ZM158 41V40H157ZM161 41V40H160ZM174 41V40H173ZM205 41V40H204ZM220 41H222V40H220ZM228 41H230V40H228ZM251 41V42H252ZM256 41V40H255ZM117 44H119V42H122V41H119V42H117V41H115ZM163 42V41H162ZM166 42V41H165ZM182 42V41H181ZM219 42V41H218ZM225 42V41H224ZM235 42H233V43H235ZM261 42V43H262ZM48 43V42H47ZM66 43V42H65ZM70 43V42H69ZM76 43V44H77ZM88 43H86V45L85 46H87V44ZM103 43V42H102ZM127 42L125 41V44H126ZM144 43V42H143ZM151 43V42H150ZM160 44H161V42H159ZM172 43V42H171ZM178 43H180V41L178 42ZM195 43V42H194ZM212 43V42H211ZM211 43H209V44H211ZM231 43H232V41H231ZM230 43V45H233V44H231ZM254 43H257V44H254ZM262 43V44H263ZM63 44V43H62ZM72 44V43H71ZM80 44H78V45H80ZM122 44V43H121ZM121 44H119L120 45V47H121ZM158 44V43H157ZM164 44V43H163ZM165 44H168V43H165ZM170 44V43H169ZM168 44V45H169ZM176 44V43H175ZM216 44V43H215ZM221 44V43H220ZM225 44V43H224ZM224 44H223V46H224ZM241 44H239L240 46H242ZM252 44H254V46H252ZM28 45V44H27ZM30 45V44H29ZM54 45V44H53ZM64 45V44H63ZM69 44H67V46H68ZM78 45H75L74 47H75V49L76 48H78ZM82 45H80V47L82 46ZM92 45V46H93ZM101 45V44H100ZM104 45H105V43H104ZM129 45H131V44H129ZM142 45H144V44H142ZM147 45H148V43H147ZM152 45V44H151ZM154 45H156L155 43H154ZM170 45H173V44H170ZM194 45V44H193ZM238 45V46H239ZM259 45H261V44H259ZM18 46V45H17ZM58 46V45H57ZM56 46V47H57ZM72 46V45H71ZM70 46V47H71ZM91 46V45H90ZM89 46V47H90ZM111 46V45H110ZM118 46V45H117ZM124 46V45H123ZM126 47H127V45H125ZM139 46V45H138ZM159 46H161V45H159ZM163 46V45H162ZM176 46V45H175ZM178 46V45H177ZM198 46V45H197ZM207 46V45H206ZM223 46H222V48H223ZM234 46V45H233ZM232 46V47H233ZM262 46V45H261ZM261 46H257L256 48L258 49L259 47H261ZM263 46H264V44H263ZM3 47V46H2ZM62 47V46H61ZM73 47V46H72ZM79 47V48H80ZM106 47V46H105ZM113 47V46H112ZM125 47V48H126ZM133 47V46H132ZM147 47V46H146ZM149 47V46H148ZM227 47V46H226ZM243 47V46H242ZM242 47H240V50H242L241 48ZM30 48V47H29ZM63 48V47H62ZM68 48V47H67ZM66 48V49H67ZM92 48H94V47H92ZM91 48V50H93ZM106 48H108V47H106ZM122 48V47H121ZM141 48V46L140 47H138V48H130V46H128L127 48H126V51H125V49H124V51L125 52H127V53H131V52H133V50L135 49V51H137L138 49H140ZM156 48V47H155ZM166 48H168L167 46H166ZM177 48V47H176ZM190 48V47H189ZM243 48H245V47H243ZM23 49V48H22ZM31 49V48H30ZM39 49V48H38ZM60 49V51H61V48H59ZM65 49V48H64ZM69 49V51L71 50V48H68ZM68 49H67V51H68ZM82 49V48H81ZM81 49L79 50V49H77V50H79L80 52H82V53H79V51H77L79 54H84V55H86V57H84V55H79V57H84L83 59V62H81L82 61V58H78L77 60H75L74 62H72V60H74V58L75 57H78V54H76V52H75V54L77 55H75V54H72V50H74L73 48H72V50L70 51L71 52V54L72 55H74V56H71L73 59L71 60V62H72V65H73V70L75 69L74 68V64L73 63H78L77 61L79 60V59H81V65H79L78 67H77V72H75V70H74V72L75 73H73V71H72V74H70L68 71H67V76H69L68 74H70V75H73V74H76V73H78V75H77V77L73 80V82H72V85H73V87L71 86V85H68V88H70V86H71V88H73V89H83V91H90V90H92V88H93V85H94V83L97 81V83H98V81L99 80H97V78L99 77V79H101L100 78V76H98V75H101V76H103V77H106L105 75H107V74H105L104 72H100V71H102V67L103 66H101V63H99V62H103V60H101L103 57H104V55L101 57V59H99L100 58V55H99V53H101V54H103L104 52H107V50L106 51H102L103 50V48H102V46H101V50L99 49H97V50H95L93 53H91L90 52V48L88 49L87 47L85 48V50H89V52L90 53H88V55L87 54H85V51L83 50L84 49V47H83V51H81ZM113 49V48H112ZM117 49H119L120 50V48H117ZM116 49V50H117ZM123 49H121V51H123ZM144 49H145V47H144ZM148 49V48H147ZM160 49H161V47H160ZM165 49V48H164ZM231 49V48H230ZM239 49V48H238ZM249 49V48H248ZM256 49V50H257ZM9 50V49H8ZM87 50V51H88ZM181 50V49H180ZM216 50V49H215ZM233 50V49H232ZM235 50H237V49H235ZM253 50H255V49H253ZM255 50V51H256ZM260 50H261V48H260ZM264 50V49H263ZM26 51V50H25ZM64 51H66V50H64ZM67 51H66V53H67ZM96 51L97 52H99L98 54H95L96 53ZM102 51V52H101ZM121 51H118V53H120ZM124 51L122 52L123 54H124ZM167 51V50H166ZM169 51V50H168ZM170 51H171V49H170ZM169 51V54H171V52ZM222 51V50H221ZM228 51V50H227ZM244 51H245V49H244ZM258 51V50H257ZM62 52V51H61ZM74 52V51H73ZM158 52H159V50H158ZM162 52V51H161ZM186 52V51H185ZM206 52V51H205ZM224 52V51H223ZM233 52V51H232ZM259 52V51H258ZM258 52H256V55H258L257 53ZM264 52V51H263ZM263 52H261L262 54H263ZM29 53H31V52H29ZM60 53V52H59ZM65 53V52H64ZM117 53V54H118ZM173 53V52H172ZM181 53H182V51H181ZM237 53V52H236ZM249 53H251L250 51H249ZM253 53V52H252ZM251 53V54H252ZM255 53V52H254ZM253 53V54H254ZM260 53V52H259ZM261 53H260V55H261ZM51 54V53H50ZM55 54V53H54ZM99 55L98 57V59L97 60H95V57H94V55ZM123 54H122V56H123ZM165 54V53H164ZM168 54V53H167ZM193 54V53H192ZM219 54V53H218ZM232 54V53H231ZM251 54H249V55H251ZM6 55V54H5ZM66 55H69V54H66ZM113 55V54H112ZM124 55H126V53L124 54ZM183 55V54H182ZM202 55V54H201ZM222 55V54H221ZM226 55V54H225ZM235 55V54H234ZM241 55V54H240ZM246 55V54H245ZM13 56V55H12ZM36 56V55H35ZM65 56V55H64ZM70 56V55H69ZM120 56V55H119ZM137 56V55H136ZM160 56V55H159ZM181 56V55H180ZM184 56V55H183ZM190 56H191V54H190ZM190 56H188L189 58H191ZM198 56V55H197ZM207 56V55H206ZM252 56V55H251ZM259 56V55H258ZM3 57V56H2ZM7 57V56H6ZM26 57V56H25ZM29 57V56H28ZM67 57V56H66ZM70 57V58H71ZM125 57V56H124ZM127 57H129V55L127 56ZM127 57H126V59H127ZM187 57V56H186ZM193 57H195V56H193ZM232 57V56H231ZM236 57V56H235ZM264 57V56H263ZM112 58H114V57H112ZM131 58V57H130ZM157 58V57H156ZM174 58V57H173ZM223 58V57H222ZM238 58V57H237ZM243 58V57H242ZM253 58V57H252ZM52 59V57L50 58V60ZM104 60H105V58H103ZM116 59H117V57H116ZM153 59V58H152ZM169 59V58H168ZM170 59H171V57H170ZM176 59H177V57H176ZM183 59V58H182ZM197 59V58H196ZM210 59V58H209ZM220 59V58H219ZM249 59V58H248ZM255 59V58H254ZM257 59V58H256ZM255 59V60H256ZM261 60H262V58H260ZM2 60V59H1ZM21 60H22V58H21ZM55 60V59H54ZM68 60L70 61V59L68 58ZM98 60H101V61H98ZM109 60V59H108ZM119 60V59H118ZM130 60V59H129ZM132 60V59H131ZM136 60V59H135ZM163 60V59H162ZM175 60V59H174ZM194 60H195V58H194ZM193 60V61H194ZM202 60V59H201ZM208 60V59H207ZM214 60V59H213ZM235 60V59H234ZM258 60V59H257ZM256 60V61H257ZM24 61V60H23ZM27 61V60H26ZM34 61V60H33ZM45 61V60H44ZM69 61H65V63L66 62H68L69 63ZM127 61H128V59H127ZM141 61V60H140ZM182 61V60H181ZM192 61V60H191ZM211 61V60H210ZM3 62V61H2ZM31 62V61H30ZM79 62V63H80ZM105 62L106 61H104L102 64H105ZM129 62V61H128ZM134 62H136V61H134ZM161 62V61H160ZM166 62V61H165ZM190 62V61H189ZM188 62V63H189ZM205 62V61H204ZM203 62V63H204ZM248 62V61H247ZM249 62H250V60H249ZM252 62V61H251ZM255 62V61H254ZM259 62V61H258ZM68 63H67V67H68ZM125 63V62H124ZM141 63V62H140ZM170 63V62H169ZM176 63H177V61H176ZM175 63V64H176ZM183 63V62H182ZM182 63H180V64H182ZM184 63H185V61H184ZM183 63V64H184ZM190 63H192V62H190ZM195 63V62H194ZM193 63V64H194ZM197 63H199V61L197 62ZM11 64V63H10ZM24 64V63H23ZM127 64V63H126ZM130 64H131V62H130ZM158 64H159V62H158ZM186 64V63H185ZM185 64H184V66H185ZM214 64V63H213ZM252 64V63H251ZM70 66H71V64H69ZM75 65H78V64H75ZM138 65V64H137ZM191 65V64H190ZM197 65V64H196ZM257 65V64H256ZM264 65V64H263ZM30 66V65H29ZM55 66V65H54ZM66 66V65H65ZM64 66V67H65ZM141 66V65H140ZM158 66V65H157ZM166 66V65H165ZM194 66H195V64H194ZM208 66H211V65H208ZM11 67V66H10ZM67 67H66V70H67ZM118 67V66H117ZM126 67V66H125ZM169 67V66H168ZM179 67V66H178ZM187 67V66H186ZM198 67V66H197ZM207 67V66H206ZM214 67V66H213ZM40 68V67H39ZM71 69V67H68V69ZM129 67H127L126 69H128ZM137 68V67H136ZM141 68V67H140ZM142 68H144V66L142 67ZM166 68V67H165ZM188 68V67H187ZM205 68V67H204ZM208 68V67H207ZM6 69V68H5ZM42 69V68H41ZM69 69V70H70ZM105 69H108V68H105ZM122 69V68H121ZM157 69V68H156ZM155 69V70H156ZM196 69V68H195ZM202 69H203V67H202ZM243 69V68H242ZM63 70V69H62ZM103 70H104V68H103ZM118 70V69H117ZM136 70V69H135ZM143 70V69H142ZM192 70V69H191ZM16 71V70H15ZM27 71V70H26ZM51 71V70H50ZM79 71V72H78ZM130 71V70H129ZM149 71V70H148ZM147 71V72H148ZM164 71V70H163ZM177 71V70H176ZM193 71V70H192ZM198 71V70H197ZM201 71V70H200ZM209 71H210V69H209ZM212 71V70H211ZM219 71V70H218ZM10 72V71H9ZM21 72V71H20ZM38 72V71H37ZM108 73H109V71H107ZM118 72V71H117ZM123 71L121 70V73H122ZM139 72V71H138ZM141 72V71H140ZM139 72V73H140ZM179 72V71H178ZM191 72V71H190ZM203 72V71H202ZM201 72V73H202ZM214 72V71H213ZM15 73V72H14ZM51 73V72H50ZM60 73V72H59ZM62 73V72H61ZM65 73V72H64ZM103 75H102V74ZM112 73V72H111ZM111 73H109L108 74V76H110V74ZM131 74H132V72H130ZM154 73V72H153ZM160 73V72H159ZM189 73V72H188ZM197 73V72H196ZM200 73V72H199ZM201 73H200V75H201ZM209 73V72H208ZM23 74V73H22ZM114 74V73H113ZM119 74V73H118ZM129 74V73H128ZM134 74H135V76H136V72L134 71L133 72V78H134ZM157 74V73H156ZM165 74V73H164ZM195 74V73H194ZM204 74V73H203ZM30 75V74H29ZM138 75V74H137ZM162 75V74H161ZM161 75H160V77H161ZM192 75H193V73H192ZM198 75V74H197ZM211 75V74H210ZM215 74H213L212 76H214ZM218 75V74H217ZM5 76V75H4ZM66 76V77H67ZM107 76V77H108ZM116 76V75H115ZM126 76V75H125ZM130 76V75H129ZM145 75H143V77H144ZM170 76V75H169ZM168 76V77H169ZM205 76V75H204ZM204 76L202 77L203 79H204ZM6 77V76H5ZM113 75L111 74V78L113 79ZM137 77V76H136ZM135 77V78H136ZM142 77V78H143ZM157 77V76H156ZM155 77V78H156ZM159 77V78H160ZM167 77V76H166ZM181 77V76H180ZM184 77V76H183ZM185 77H186V75H185ZM184 77V78H185ZM187 77H188V75H187ZM186 77V78H187ZM206 77V76H205ZM225 77V76H224ZM36 78V77H35ZM108 78H110V77H108ZM107 78V79H108ZM110 78V82L108 83L109 84V86H108V84H107V79H105L106 80V83L104 82V81H102V80H100L99 82H100V85H99V83H98V88H99V86H101L103 83V85H105V84H107V86H108V88H106V90H104L105 92L103 93V95L101 94V92L100 91H102L103 90V88H104V86L102 85L101 86V88H99V89H101L100 91H99V89H98V91L100 92V96L99 95H97L98 93H96L97 92V90L94 88L92 91L93 92H95V94L100 98L101 96V100L102 101H104L105 100V102H106V100L107 99H104L105 97H107V95H109L110 93H111V91L114 89L113 88V81H111L112 79ZM114 78H116L117 79V77H114ZM128 78V77H127ZM127 78L125 79V80H127ZM130 79H131V77H129ZM135 78H134V80H135ZM162 78H163V75H162ZM194 78V77H193ZM201 78V79H202ZM215 78V77H214ZM214 78H213V80H214ZM219 78V77H218ZM65 79V78H64ZM115 79V80H116ZM123 79V78H122ZM192 79V78H191ZM206 79V78H205ZM210 79V78H209ZM216 79H217V77H216ZM220 79V78H219ZM114 80V79H113ZM134 80H133V83H134ZM173 80V79H172ZM175 80V79H174ZM177 80V79H176ZM190 80V79H189ZM211 80V79H210ZM3 81V80H2ZM2 81H0V82H2ZM124 81V80H123ZM122 81V82H123ZM128 81V80H127ZM131 81V80H130ZM154 81H155V79H154ZM163 81V80H162ZM167 80H165V82H166ZM182 81H183V79H182ZM199 81V80H198ZM203 81V80H202ZM217 81H218V79H217ZM6 82V81H5ZM13 82H15V81H13ZM36 82V81H35ZM55 82V81H54ZM69 81H67V83H68ZM112 82V83H111ZM118 82V81H117ZM117 82H114V84L116 83V84H118ZM119 82H120V80H119ZM142 82V81H141ZM140 82V83H141ZM145 82V81H144ZM173 82V81H172ZM207 82H208V79H207ZM213 82V81H212ZM211 82V83H212ZM4 83V82H3ZM64 83V82H63ZM126 83V82H125ZM155 83H156V81H155ZM155 83H154V85H155ZM164 83V82H163ZM169 83V82H168ZM181 83V82H180ZM191 83V82H190ZM197 83V82H196ZM206 83V82H205ZM221 83V82H220ZM12 84V83H11ZM59 84V83H58ZM60 84H61V81H60ZM120 84V83H119ZM119 84H118V87H119ZM123 84V83H122ZM121 84V85H122ZM129 84V83H128ZM189 84V83H188ZM213 84V83H212ZM215 84H217L218 85V82L216 83L215 82ZM1 85V84H0ZM3 85V84H2ZM62 85V84H61ZM133 85V84H132ZM135 85V84H134ZM133 85V86H134ZM140 85V84H139ZM143 85V84H142ZM157 85V84H156ZM201 85V84H200ZM220 85V84H219ZM8 86V85H7ZM48 86V85H47ZM97 86V85H96ZM106 86V85H105ZM123 86H124V84H123ZM122 86V87H123ZM133 86H132V88H133ZM171 86V85H170ZM207 86V85H206ZM213 86H216V85H213ZM213 86H211L212 88H213ZM62 87V86H61ZM66 87V86H65ZM94 87H95V85H94ZM103 87V88H102ZM128 87V86H127ZM126 87V88H127ZM140 87V86H139ZM166 87H167V85H166ZM187 87H190V86H187ZM187 87H185L186 88V90L185 91H187ZM200 87V86H199ZM199 87H193V88H199ZM204 87V86H203ZM97 88V87H96ZM119 88H121V87H119ZM129 88V87H128ZM126 89V90H128V91H125L124 93L122 92V90L121 89H123V88H121V89H118L117 90V88H115L116 90L115 91H119V90H121V92H122V95L120 96H116V95H114V101H113V99H112V95H111V97H107V98H109L111 101H113L114 103H113V107H112V103H111V107H110V109L111 108H113L112 109V111H110V113L112 114V116L114 117L113 119V125L111 126V125H109V126H111L112 128H111V132H113V134L114 133H116L115 135H118V134H120V135H122V134H126V135H132V134H137V136L135 135V137H137L135 140V143L133 144V146L131 145V147L132 148H130L129 149V147H128V151L129 152H127V156L126 157H128L133 151H134V149L141 143V144H143L144 145V148H146V151H147V149H148V147L149 146H153L155 149H157L158 148V150H155L156 152H153V153H156L157 154V151H159V152H161L160 150H163L162 151V153L163 152H165V151H167L168 152V150L170 151L171 149L173 150L174 149V147L176 146V145H178L179 146V138L181 137V135L182 134H184V132L187 130L188 131V133H190V130H188L187 128L185 129V131H184V127L183 126H181L179 123L181 122V120L182 119H184L183 117L186 115H184V113H180L179 114V112H180V110L181 109H179V111H178V115H179V117H182L181 119H175V115L173 114V112L174 111H177V110H173V112H172V110H171V113L168 111H166V110H164V112H162L161 114L159 113V111L157 112V108H156V106H155V108H156V112L157 113H159L158 114V117H156L157 116V114H155L154 116H152L153 114H154V111L155 110H153V108L152 109H150V110H148L147 109V111H146V109H144V106H141L140 105V107L139 108H136L134 105L137 103V96H136V94L133 96L132 94H131V90L132 89H130L131 88V86H130V88L129 89ZM146 88V87H145ZM179 88H181V87H179ZM192 88V89H193ZM10 89V88H9ZM44 89V88H43ZM47 89V88H46ZM66 89V88H65ZM152 89V88H151ZM157 89V88H156ZM182 89V88H181ZM184 89V88H183ZM211 89V88H210ZM215 89V88H214ZM32 90V89H31ZM39 90V89H38ZM124 90H125V86H124ZM147 90V89H146ZM162 90V89H161ZM165 90V89H164ZM175 90V89H174ZM189 90V89H188ZM191 90V89H190ZM212 90V89H211ZM210 90V91H211ZM218 90V89H217ZM70 91V89L68 90V92ZM138 91V90H137ZM14 92V91H13ZM27 92V91H26ZM30 92V91H29ZM68 92L66 91V93L68 94ZM71 92H73L72 90H71ZM77 92V91H76ZM91 92V91H90ZM89 92V93H90ZM92 92V93H93ZM103 92V91H102ZM120 92V91H119ZM118 92V94H120ZM153 92V91H152ZM157 92V91H156ZM165 92V91H164ZM180 92V91H179ZM182 92V91H181ZM47 92H45V94H46ZM65 93V92H64ZM113 93L115 94L116 92H114L113 91ZM112 93V94H113ZM135 93H136V91H135ZM140 93V92H139ZM144 93V92H143ZM151 93V92H150ZM187 93V92H186ZM206 93H208V92H206ZM40 94V93H39ZM57 94V93H56ZM78 94V93H77ZM84 93H82L81 94V96L83 95ZM88 94V93H87ZM94 94V93H93ZM151 94H153V93H151ZM183 94V93H182ZM189 94V93H188ZM199 94V93H198ZM205 94V93H204ZM217 94V93H216ZM73 95H75V94H73L72 93V97L74 98V96ZM109 95V96H110ZM158 95H160V94H158ZM176 95H178V94H176ZM218 95V94H217ZM69 96V95H68ZM78 96V95H77ZM80 96V95H79ZM87 96V95H86ZM96 96V97H97ZM139 96H141V95H139ZM147 96V95H146ZM181 96H183V95H181ZM180 96V97H181ZM192 96H194V95H192ZM199 96V95H198ZM209 96V95H208ZM213 96V95H212ZM38 97V96H37ZM64 97V96H63ZM61 98L62 100L64 99V98ZM65 97H67V95L65 96ZM75 97H76V95H75ZM83 97V96H82ZM81 97V98H82ZM94 97V96H93ZM95 97V98H96ZM104 97V98H103ZM155 97V96H154ZM167 97H169V96H167ZM202 97V96H201ZM222 97V96H221ZM35 98V97H34ZM68 98V97H67ZM70 98V97H69ZM79 98V97H78ZM86 98V97H85ZM95 98H92V96H91V99H95ZM104 100H103V99ZM156 98V97H155ZM160 98V97H159ZM166 98V97H165ZM177 98V97H176ZM205 98V97H204ZM219 98V97H218ZM52 99V98H51ZM66 99V98H65ZM71 100H74V99H72V98H70ZM89 98H87V100H88ZM171 99V98H170ZM185 99V98H184ZM212 99V98H211ZM48 100V99H47ZM60 100V99H59ZM61 100V101H62ZM144 100H145V98H144ZM159 100V99H158ZM176 100V99H175ZM174 100V101H175ZM210 100V99H209ZM215 100V99H214ZM221 100V99H220ZM43 101V100H42ZM65 101V100H64ZM81 101V100H80ZM92 101V100H91ZM97 101H98V99H97ZM147 101V100H146ZM156 101V100H155ZM161 101V100H160ZM164 101V100H163ZM171 101H173V100H171ZM170 101V102H171ZM183 101V100H182ZM182 101H180V102H182ZM190 102H191V99L189 100ZM187 102V104L186 105H188L190 102ZM193 101V100H192ZM196 101V100H195ZM199 101V100H198ZM197 101V102H198ZM200 101H202L201 99H200ZM30 102V101H29ZM73 102V101H72ZM71 102V103H72ZM83 102V101H82ZM89 102V101H88ZM88 102H86V104L88 103ZM94 102V101H93ZM99 102H100V100L97 102L98 104L97 105H99ZM108 102H110V101H108ZM141 102H144V101H140V103ZM156 102H158V101H156ZM155 102V103H156ZM177 102H179V100L177 101ZM185 101H183V103H184ZM213 102V101H212ZM13 103V102H12ZM26 103V102H25ZM59 103V102H58ZM64 103V102H63ZM62 103V104H63ZM70 102H69V104H68V106L66 107V104H63V107H66V108H64V109H62L61 110V107L58 109V110H56V111H54V113H55V117H57L59 120H61L62 118H67V116H68V113H70L71 112V114L69 115L70 116V118L71 119H69V121L68 122H66V123H72V125L75 123V122H80L79 120H81V117H83V115L81 116V115H78V109L76 108L75 109V113H72V110H73V106H72V104H71ZM79 103V102H78ZM92 103V102H91ZM94 103H96V101L94 102ZM102 103V102H101ZM162 103V102H161ZM183 103H181L182 105H183ZM214 103V102H213ZM34 104V103H33ZM39 104V103H38ZM75 104V103H74ZM81 104V103H80ZM102 104H104V103H102ZM159 104V103H158ZM162 104H164V102L162 103ZM166 104H167V102H166ZM170 104V103H169ZM171 104H173V103H171ZM170 104V105H171ZM179 105V103L177 104V105H179V106H181L182 107V105ZM184 104V105H185ZM202 104H206V103H203L202 102ZM209 104V103H208ZM51 105V104H50ZM85 105V104H84ZM93 105V104H92ZM144 105H145V103H144ZM165 105V104H164ZM177 105H174V106H177ZM184 105H183V107H184ZM190 105H192V104H189L188 106H190ZM194 105V104H193ZM197 105V104H196ZM195 105V106H196ZM199 105V104H198ZM203 105V106H204ZM207 105V104H206ZM205 105V106H206ZM211 104H209V106H210ZM213 105V104H212ZM211 105V106H212ZM52 106H54V105H52ZM56 106V105H55ZM70 106H72V107H70ZM90 106V105H89ZM104 106V105H103ZM108 106H110V105H108ZM147 106H149V105H147ZM153 106V105H152ZM158 106V105H157ZM163 106V105H162ZM167 106V105H166ZM173 106V105H172ZM172 106H168V109L169 108H171V109H174V108H172ZM202 106V105H201ZM202 106V107H203ZM205 106H204V108H205ZM214 106H217V105H215L214 104ZM222 106V105H221ZM227 106V105H226ZM80 107V106H79ZM151 107V106H150ZM161 107V106H160ZM180 107V108H181ZM182 107V108H183ZM186 107V106H185ZM194 106H192V108H193ZM22 108V107H21ZM37 108V107H36ZM45 108V107H44ZM72 108V109H71ZM84 108H85V106H84ZM87 108V107H86ZM100 108V107H99ZM133 108H136V109H133ZM147 108V107H146ZM188 108H190V107H188ZM186 109L187 111L189 110V109ZM197 108V109H196ZM209 108V107H208ZM227 108V107H226ZM49 109V108H48ZM80 109V108H79ZM108 109H109V107H108ZM158 109L160 110V108L158 107ZM163 109V108H162ZM167 109V108H166ZM194 109H195V111H197L198 113H199V110L198 109H200V105H199V108L198 107H194ZM194 109H191V110H194ZM205 109H207V108H205ZM46 110V109H45ZM71 110V111H70ZM89 110V109H88ZM87 110V111H88ZM94 109H92V111H93ZM170 110V109H169ZM186 110H182V111H186ZM201 110V109H200ZM203 110V112L204 111H206V110H204V109H202ZM208 110V109H207ZM217 110V109H216ZM218 110H220V108L218 109ZM218 110H217V112H218ZM28 111V110H27ZM41 111V110H40ZM77 111V112H76ZM85 111H86V109H85ZM103 111V110H102ZM106 111V110H105ZM161 111H163V110H161ZM167 113H166V112ZM222 110H220V112H221ZM232 111V110H231ZM74 112V111H73ZM94 112V111H93ZM107 112H108V110H107ZM155 112V113H156ZM192 112V114H193V112L194 111H191ZM190 111L189 112H185V113H187V116H185V119L186 120H184L183 121V123H185V121L188 123L190 120H192V118H194V117H196L195 115H193L192 116V114H190V115H188V113H191ZM196 112V113H197ZM208 112V111H207ZM206 112V113H207ZM31 113V112H30ZM48 113V112H47ZM53 113V114H54ZM81 113V112H80ZM86 113V112H85ZM84 113V114H85ZM103 113V112H102ZM109 113V114H110ZM195 112H194V114H196ZM197 113V114H198ZM209 113V112H208ZM206 114V115H209V114ZM210 113H211V111H210ZM41 114V113H40ZM83 114V113H82ZM87 114V113H86ZM95 114H97V113H95ZM105 114V113H104ZM103 114V115H104ZM164 114H167V115H164ZM196 114V115H197ZM200 114V113H199ZM199 114H198V116H199ZM202 114V113H201ZM212 114V113H211ZM222 114V113H221ZM8 115V114H7ZM47 115V114H46ZM89 115H91V114H89ZM102 115V116H103ZM107 115V114H106ZM167 116L166 117V119L165 120H162L163 119V117L162 116ZM181 115H184V116H181ZM204 115H205V113H204ZM45 116V115H44ZM50 116V115H49ZM72 116V117H71ZM92 116H95V115H92ZM177 116V115H176ZM201 116H203V115H200V118H199V120H198V122L200 121V120H202L203 118H201ZM217 117H218V115H216ZM91 117V116H90ZM96 117V116H95ZM100 117H101V115H100ZM107 117V116H106ZM105 117V118H106ZM159 117H160V119H159ZM204 117V116H203ZM208 117V116H207ZM213 117V116H212ZM229 117V116H228ZM50 118V117H49ZM69 118V117H68ZM84 118V117H83ZM82 118V119H83ZM86 119H87V116L85 117ZM92 118V117H91ZM177 118V117H176ZM197 118V117H196ZM221 118V117H220ZM53 119V118H52ZM189 119V121H187ZM198 119V118H197ZM208 119V118H207ZM211 119V118H210ZM216 119V118H215ZM218 119V118H217ZM227 119V118H226ZM231 119H233V117H231ZM239 119V118H238ZM62 120H64L65 121V119H62ZM84 120V119H83ZM93 120V119H92ZM98 120V119H97ZM102 120V119H101ZM107 120V119H106ZM109 120V119H108ZM160 120H162V121H160ZM194 120H195V118H194ZM220 120V119H219ZM223 120V119H222ZM87 121V120H86ZM91 121V120H90ZM96 121V120H95ZM104 121V120H103ZM102 121V122H103ZM193 121V120H192ZM192 121H190V122H192ZM206 121V120H205ZM216 121V120H215ZM215 121H212V122H215ZM231 121V120H230ZM62 122V121H61ZM85 122V121H84ZM195 122H197V120H195ZM197 122V123H198ZM204 122V121H203ZM220 122V121H219ZM225 122V121H224ZM241 122V121H240ZM91 123V122H90ZM89 123V124H90ZM105 123V122H104ZM183 123H181L182 125H183ZM202 123V122H201ZM228 123V122H227ZM77 124V123H76ZM79 124V123H78ZM88 124V125H89ZM94 124V123H93ZM109 124V123H108ZM194 124V123H193ZM220 124V123H219ZM25 125V124H24ZM71 125V124H70ZM81 125V124H80ZM79 125V126H80ZM106 125V124H105ZM105 125L103 126V128L105 127ZM160 125H162V126H160ZM187 125V124H186ZM191 124L189 123V125L188 126H190ZM196 125V124H195ZM199 125V124H198ZM197 125V126H198ZM228 125V124H227ZM237 125V124H236ZM33 126V125H32ZM67 126V125H66ZM69 126V125H68ZM78 126V125H77ZM86 126V125H85ZM91 126V125H90ZM93 126V125H92ZM97 127H98V125H96ZM96 126H93L92 128H94V127H96ZM158 126H160L159 128H156V127H158ZM199 126H201V125H199ZM208 126V124L206 125V127ZM211 126V125H210ZM216 126V125H215ZM219 126V125H218ZM239 126V125H238ZM72 127V126H71ZM74 127V126H73ZM87 127V126H86ZM186 127V126H185ZM191 127V126H190ZM209 127V126H208ZM240 127V126H239ZM70 128V127H69ZM76 128V127H75ZM79 128V127H78ZM77 128V129H78ZM99 128V127H98ZM107 128V127H106ZM153 128H156V130H154V132H152V130H153ZM189 128V127H188ZM192 128H194V127H192ZM198 128V127H197ZM211 128V127H210ZM213 128V127H212ZM215 128V127H214ZM213 128V129H214ZM217 128V127H216ZM220 128V127H219ZM224 128V127H223ZM236 128H238L237 126L235 127V129ZM40 129H42V128H40ZM68 129V128H67ZM83 129V128H82ZM85 129V128H84ZM91 129V128H90ZM100 129V128H99ZM109 129V128H108ZM151 130V132H148L147 130ZM190 129V128H189ZM196 129V128H195ZM221 129V128H220ZM75 130V129H74ZM88 130V129H87ZM92 130H95V131H97L96 130V128H94V129H91L90 131H89V133H91L92 132ZM181 130H183L184 132H181ZM206 129H204V131H205ZM222 130V129H221ZM238 130H239V134H244V130L243 131H240V129L238 128ZM61 131V130H60ZM81 131V130H80ZM88 131H85V133L86 132H88ZM105 131V130H104ZM103 130H101V132H104ZM109 131V130H108ZM145 131H147L148 132V134H146V132ZM191 131H192V129H191ZM215 131V130H214ZM224 131V130H223ZM226 131V130H225ZM29 132V131H28ZM43 132V131H42ZM58 132V131H57ZM67 132V131H66ZM99 132H100V130H99ZM145 132V133H144ZM196 132V131H195ZM208 132H209V130H208ZM207 132V133H208ZM235 132V131H234ZM37 133V132H36ZM85 133L83 132H81V135H83V139H80L79 137H77V138H79V142L78 143H82L83 144V142H81L82 140L84 141V147L86 146L87 147V149H89V150H93V152L95 151V155L98 157V158H100V156H102V154H103V152L105 151V149L106 148H108V147H111L112 145H113V143H114V141H113V139H112V141H111V139H104V138H106L105 136H104V138H101L100 137V135H98L97 133H93V134H89V136L88 137H84V135H85ZM142 133H144V134H142ZM187 132H186V134H188ZM205 133V132H204ZM215 133V132H214ZM80 134V133H79ZM87 134V133H86ZM146 134V135H145ZM185 134V135H186ZM200 134V133H199ZM238 134V133H237ZM77 135H78V132H77ZM88 135V134H87ZM86 135V136H87ZM103 135V134H102ZM120 135H118V136H120ZM123 135V136H124ZM125 135V136H126ZM196 135V134H195ZM208 135H209V133H208ZM212 135V134H211ZM233 135V134H232ZM25 136V135H24ZM52 136V135H51ZM80 136V135H79ZM124 136V137H125ZM133 136V135H132ZM184 136V135H183ZM182 136V137H183ZM189 136V135H188ZM194 136V135H193ZM197 136V135H196ZM240 136V135H239ZM44 137V136H43ZM53 137H54V135H53ZM110 137V136H109ZM117 136H115V137H113V138H116ZM131 137V136H130ZM129 137V138H130ZM186 137V136H185ZM199 137V136H198ZM206 137V136H205ZM235 137V136H234ZM233 137V138H234ZM244 137V136H243ZM246 137H248V135L246 136ZM20 138V137H19ZM23 138H25V137H23ZM30 138V137H29ZM28 138V139H29ZM35 138V137H34ZM118 138V137H117ZM120 138H121V136H120ZM134 138V137H133ZM238 138V137H237ZM37 138H35L34 140H36ZM123 139V138H122ZM121 139V140H122ZM184 139V138H183ZM188 139V138H187ZM203 139V138H202ZM212 139V138H211ZM221 139V138H220ZM225 139V138H224ZM19 140V139H18ZM25 139H23V141H24ZM26 140H27V137H26ZM33 140V139H32ZM31 140V141H32ZM41 140V139H40ZM81 140V141H80ZM130 140V139H129ZM132 140H134V139H132ZM182 140V139H181ZM244 140H245V138H244ZM255 140V139H254ZM3 141V140H2ZM6 141V140H5ZM21 141V140H20ZM184 141V140H183ZM190 141H191V139H190ZM200 141V140H199ZM203 141V140H202ZM234 141V140H233ZM243 141V140H242ZM1 142V141H0ZM22 142V141H21ZM30 142V141H29ZM132 142H134V141H132ZM131 142V143H132ZM179 142V143H178ZM182 142V141H181ZM189 142V141H188ZM201 142V141H200ZM223 142V141H222ZM241 142V141H240ZM247 142V141H246ZM17 143V142H16ZM23 143V142H22ZM56 143V142H55ZM65 143H67V142H65ZM184 143V142H183ZM183 143H180V146L183 144ZM205 143V142H204ZM237 143V142H236ZM13 144V143H12ZM18 144V143H17ZM28 144V143H27ZM31 144V143H30ZM86 144V145H85ZM239 144V143H238ZM237 144V145H238ZM16 145V144H15ZM52 145V144H51ZM50 145V146H51ZM54 145V144H53ZM64 145V144H63ZM66 145V144H65ZM81 145V144H80ZM83 145H81L82 146V148H83ZM200 145V144H199ZM226 144H224V147H226L225 146ZM236 145V146H237ZM242 145H243V143H242ZM245 145V144H244ZM12 146V145H11ZM17 146H20V145H17ZM24 146V145H23ZM22 146V147H23ZM29 146V145H28ZM27 146V147H28ZM48 146V145H47ZM187 146V145H186ZM185 146V147H186ZM221 146V145H220ZM230 146V145H229ZM259 146V145H258ZM115 147V146H114ZM217 147V146H216ZM228 147V146H227ZM241 147V146H240ZM12 148V147H11ZM16 148V147H15ZM19 148V147H18ZM57 148V147H56ZM150 148V147H149ZM179 148V147H178ZM215 148V147H214ZM257 148V147H256ZM50 149V148H49ZM62 149V148H61ZM60 149V150H61ZM110 150H111V148H109ZM113 149V148H112ZM184 149V148H183ZM193 149V148H192ZM217 149V148H216ZM216 149H214L215 151H216ZM222 149H224V148H222ZM255 149V148H254ZM258 149V148H257ZM22 150V149H21ZM86 150V149H85ZM120 150H121V148H120ZM144 150L145 149H143L142 148V150L136 155V157H135V162H138L139 160H141L142 159V157H145L144 156ZM179 150V149H178ZM185 150V149H184ZM200 150V149H199ZM210 150H211V148H210ZM209 150V151H210ZM238 150H239V147H238ZM244 150V149H243ZM260 150V149H259ZM47 151V150H46ZM49 151V150H48ZM62 151V150H61ZM60 151V152H61ZM67 151V150H66ZM103 151V152H102ZM109 151V150H108ZM153 151V150H152ZM188 151V150H187ZM209 151H208V153H209ZM223 151V150H222ZM14 152V151H13ZM15 152H17V151H15ZM24 152V151H23ZM32 152V151H31ZM57 152V151H56ZM69 152V151H68ZM67 152V153H68ZM74 152V151H73ZM82 152V151H81ZM85 152V151H84ZM150 152H151V150H150ZM174 152H175V150H174ZM173 152V153H174ZM178 152V151H177ZM197 152H199L200 153V151H197ZM196 152V153H197ZM212 152H214V151H212ZM217 152V151H216ZM254 152V151H253ZM27 153H28V151H27ZM36 153V152H35ZM51 153V152H50ZM66 153V154H67ZM70 153V152H69ZM72 153V152H71ZM78 153H80V151H78ZM107 153V152H106ZM109 153H111V152H109ZM149 153V152H148ZM195 153V152H194ZM239 153V152H238ZM242 153V152H241ZM251 153V152H250ZM18 154V153H17ZM23 154V153H22ZM47 154V153H46ZM49 154V153H48ZM146 154V153H145ZM167 154V153H166ZM171 154V153H170ZM178 154V153H177ZM230 154V153H229ZM235 154V153H234ZM233 154V155H234ZM24 155V154H23ZM54 155V154H53ZM56 155V154H55ZM58 156H59V154H57ZM111 155V154H110ZM120 155V154H119ZM124 155H126V154H124ZM216 155V154H215ZM232 155V154H231ZM3 156H4V154H3ZM25 156V155H24ZM28 156V155H27ZM46 156V155H45ZM44 156V157H45ZM64 156V155H63ZM123 156V155H122ZM156 156V155H155ZM160 156H163V155H160ZM172 156V155H171ZM204 156V155H203ZM202 156V157H203ZM255 156V155H254ZM258 156V155H257ZM257 156H256V159L258 160V158H257ZM1 157V156H0ZM19 157H21V156H19ZM33 157V156H32ZM55 157V156H54ZM81 157H82V155H81ZM107 156H105V158H106ZM124 157V156H123ZM147 157H149V156H146V159H147ZM244 157V156H243ZM53 158V157H52ZM60 158H63L62 156H60ZM84 158V157H83ZM102 158H103V156H102ZM110 158V157H109ZM169 158V157H168ZM220 158V157H219ZM15 159V158H14ZM20 159V158H19ZM19 159H17V160H19ZM46 159V158H45ZM51 159V158H50ZM59 159V158H58ZM58 159H56V160H58ZM95 159V158H94ZM93 159V160H94ZM107 159V158H106ZM118 159V158H117ZM129 159V158H128ZM144 159V158H143ZM145 159V161H147V160H149V159H147L146 160ZM163 159V158H162ZM161 159V160H162ZM167 159V158H166ZM210 159V158H209ZM229 159H230V157H229ZM5 160V159H4ZM9 160V162H10V159H8ZM21 160V159H20ZM19 160V161H20ZM23 160V159H22ZM37 160V159H36ZM52 160V159H51ZM83 159H77V158H73V157H71V156H69L68 155V157L67 156H65V158H63V160H62V162L60 161V160H58V161H60V164H58V165H55V163H54V166H50L51 164H49V166L48 165H46V167H47V169H45V170H47L46 172H45V170H44V174L42 173V174H39V172H37V173H34L35 175H34V177H32V174H30L31 176L30 177H32V181L34 182L33 184H35L36 183V185H37V187L39 188V189H49L50 187H52V186H54L55 187V184L56 183H58L57 185H59V181H64L62 184H63V189L61 188L62 186H61V183H60V188L61 189H58V188H56V190H62V191H64L67 187H68V182H67V180H68V178H70L69 176H71L72 178L71 179H73L72 181V183H74V182H76V184H77V182L80 184V182L79 181H82L81 180V178L83 179L84 177H86L85 176V174H87V173H85L84 174V172H87L86 170H84L85 169V167L87 166V165H85V162L84 161H82ZM96 160V159H95ZM98 160V159H97ZM169 160V159H168ZM168 160H167V163H168ZM208 160V159H207ZM223 160V159H222ZM222 160H221V162H222ZM41 161V160H40ZM44 161V160H43ZM49 161V160H48ZM53 161H55V160H53ZM58 161H56V162H58ZM86 161H88V160H86ZM90 161H92V160H90ZM103 161H105V160H103L102 159V162ZM107 161V160H106ZM116 161V160H115ZM123 161V160H122ZM141 161H144V160H141ZM215 161V160H214ZM8 162V163H9ZM14 162V161H13ZM36 162V161H35ZM50 162V161H49ZM93 162V161H92ZM140 162V161H139ZM158 162V161H157ZM205 162V161H204ZM12 163V162H11ZM15 163V162H14ZM38 163V162H37ZM59 163V162H58ZM89 163V162H88ZM95 163V162H94ZM100 163V162H99ZM143 163V162H142ZM145 163V162H144ZM190 163V162H189ZM192 163V162H191ZM210 163V162H209ZM220 163V162H219ZM233 163V162H232ZM253 163V162H252ZM19 164L21 165V163L19 162ZM23 164V163H22ZM87 164V163H86ZM97 164H98V162H97ZM96 164V165H97ZM136 164H138V163H135V165ZM218 164V163H217ZM251 164V163H250ZM257 164H258V162H257ZM41 165V164H40ZM101 165V164H100ZM140 165V164H139ZM138 165V166H139ZM215 165V164H214ZM262 165V164H261ZM3 166V165H2ZM1 166V167H2ZM12 166H14V164L12 165ZM24 166H26V165H24ZM23 166V167H24ZM35 166V165H34ZM45 166V165H44ZM89 166V165H88ZM97 166H99V164L97 165ZM104 166V165H103ZM115 166V165H114ZM246 166V165H245ZM260 166V165H259ZM4 167V166H3ZM15 167V166H14ZM13 167V168H14ZM18 167V166H17ZM27 167V166H26ZM31 167V166H30ZM29 167V168H30ZM43 167V166H42ZM46 167H44V168H46ZM89 167H91V165L89 166ZM94 167H95V165H94ZM101 167V166H100ZM254 167H255V163H254V165H253V167L249 170V173H248V176H247V179L248 178H250V180H249V183H247V188H249V189H247V191L249 190V192L250 193H252V202H254V203H256L255 201H256V199L258 198V196L259 195H261V190H259L257 193H256V191H255V187H257L258 185H259V183H260V181L262 180V179H260L261 178V173H259L260 171H256L255 169H254ZM32 168V167H31ZM103 168V167H102ZM105 168V167H104ZM118 168V167H117ZM119 168H121V167H119ZM137 168V167H136ZM19 169V168H18ZM25 169V168H24ZM35 169V168H34ZM40 169V168H39ZM96 169V168H95ZM94 169V170H95ZM138 169V168H137ZM232 169V168H231ZM257 169V168H256ZM28 170H30V169H28ZM90 170V169H89ZM89 170H88V172H89ZM93 170V171H94ZM113 170V169H112ZM262 170H263V168H262ZM1 171V170H0ZM24 171V170H23ZM31 171V170H30ZM92 171V170H91ZM99 171V170H98ZM101 171V170H100ZM9 172H11V171H9ZM33 172V171H32ZM83 172V173H82ZM102 172V171H101ZM121 172V171H120ZM3 173V172H2ZM1 173V174H2ZM15 173V172H14ZM82 173V174H81ZM93 173V172H92ZM91 173V174H92ZM100 173V172H99ZM108 173H109V170H108ZM220 173V172H219ZM232 173V172H231ZM263 173V172H262ZM4 174V173H3ZM10 174V173H9ZM13 174V173H12ZM19 174V173H18ZM84 174V175H83ZM89 174V173H88ZM100 174H102V173H100ZM104 174V173H103ZM213 174V173H212ZM222 174V173H221ZM15 175H16V173H15ZM96 175V174H95ZM106 175V174H105ZM120 175V174H119ZM131 175V174H130ZM225 175V174H224ZM247 175V174H246ZM263 175V174H262ZM4 176V175H3ZM2 176V177H3ZM13 176V175H12ZM26 176V175H25ZM91 176V175H90ZM94 176V175H93ZM97 176H98V174H97ZM100 176V175H99ZM103 176V175H102ZM102 176H100V177H102ZM220 176V175H219ZM226 176V175H225ZM1 177V176H0ZM9 177V176H8ZM11 177V176H10ZM15 177V176H14ZM17 177V176H16ZM28 177H29V175H28ZM30 177H29V179H30ZM104 177V176H103ZM117 177V176H116ZM221 177V176H220ZM5 178V177H4ZM22 178V177H21ZM106 178H108L107 176H106ZM217 178V177H216ZM27 179V178H26ZM85 179V178H84ZM86 179H87V177H86ZM89 179H90V181H91V183H88V182H90L89 181ZM96 179V178H95ZM94 179V177L93 178H89L88 177V185L89 184H92L93 183V181L95 180ZM100 179V178H99ZM102 179V178H101ZM118 179H119V177H118ZM125 179V178H124ZM0 180H1V178H0ZM10 180V179H9ZM15 180H17V178L15 179ZM19 180V179H18ZM21 180V179H20ZM215 180V179H214ZM6 181V180H5ZM8 181V180H7ZM23 181V180H22ZM27 181H29V180H27ZM31 181V182H32ZM71 181V180H70ZM87 181V180H86ZM96 181H97V179H96ZM105 181V180H104ZM111 181H113V180H111ZM263 181H264V179H263ZM10 182H11V180H10ZM19 182V181H18ZM30 182V183H31ZM83 182H84V180H83ZM83 182H81V184L83 183ZM100 182H102L101 184H99V185H102L103 184V180H100ZM106 182V181H105ZM104 182V183H105ZM215 182V181H214ZM29 183V182H28ZM68 183V184H67ZM86 183V182H85ZM85 183H83V184H85ZM95 183V182H94ZM99 183V182H98ZM121 183H123V182H121ZM8 184V183H7ZM119 184V183H118ZM131 184V183H130ZM212 184V183H211ZM4 185V184H3ZM21 184H19V186H20ZM29 185V184H28ZM74 185V184H73ZM87 185V184H86ZM87 185V186H88ZM112 185V184H111ZM214 185V184H213ZM224 185V184H223ZM263 185H264V183H263ZM2 186V185H1ZM7 186V185H6ZM12 186V185H11ZM13 186H14V184H13ZM21 186H23V185H21ZM20 186V187H21ZM71 186V185H70ZM69 186V187H70ZM87 186H84L85 188H87ZM95 186V185H94ZM104 186V185H103ZM218 186V185H217ZM217 186H215V188H213L212 190H211V187H210V190L211 191H209V192H207V191H205V193H203V194H206V192L209 194L210 193V195H211V193H212V199H214V197H217V196H215L216 195V187ZM220 186H221V184H220ZM5 187V186H4ZM4 187H2V188H4ZM15 187V186H14ZM13 187V188H14ZM25 187V186H24ZM80 187V186H79ZM190 185H189V187H188V191H190ZM12 188V187H11ZM22 188V187H21ZM230 188H232V187H230ZM6 189H8V188H6ZM17 189V187L16 188H14V192H16L15 190ZM28 188H26V190H27ZM52 189V188H51ZM91 189V188H90ZM95 189V188H94ZM93 189V190H94ZM102 189V188H101ZM106 189H108V188H106ZM218 189H220V187L218 186ZM218 189H217V191H218ZM246 189H244V190H246ZM257 189V188H256ZM12 189H10L9 188V191H11ZM104 190V189H103ZM224 190V189H223ZM231 190V189H230ZM19 191V190H18ZM36 191H38V190H36ZM45 191V190H44ZM67 191H68V189H67ZM95 191H96V189H95ZM99 191H101V190H99ZM187 191V190H186ZM12 192V191H11ZM21 192V191H20ZM19 192V193H20ZM23 192V191H22ZM35 192V191H34ZM34 192H32L31 193V191L30 192H28V193H31V194H36V196H38L37 194H38V192H40V191H38L37 193H34ZM42 192V191H41ZM89 192V191H88ZM105 192H106V190H105ZM204 192V191H203ZM219 192L221 193V190H219ZM218 192V193H219ZM248 192V193H249ZM255 192V193H254ZM7 193H8V195H7ZM7 193H6V195H7V197H5L3 200H1L0 201V237H1V234H3V235H5V233H7L6 234V236L7 235H9L10 233H12V234H14V232H15V227H17L18 225L17 224H19V221H23V223H25L26 221H28L29 220V217H31V215H35V214H37V213H35V214H33L34 212H37L38 210H39V206H38V204H40V202H39V197H36L35 195H31V196H27V197H24V198H22V197H20L21 195H24L23 193H21V195L19 196L18 194L19 193H13L14 195H17V196H9V192L7 191ZM11 193V194H12ZM48 193V192H47ZM51 193H53V192H51ZM50 193V194H51ZM65 193V192H64ZM107 193V192H106ZM184 193H186V192H184ZM219 193V194H220ZM227 193V192H226ZM242 193V192H241ZM244 193V192H243ZM10 194V195H11ZM78 194V193H77ZM103 194V193H102ZM105 194V193H104ZM207 194V195H208ZM247 194V193H246ZM2 195V194H1ZM30 195V194H29ZM59 195V194H58ZM85 195V194H84ZM94 195H95V193H94ZM96 195H98V192H97V194ZM95 195V196H96ZM100 195H101V192H100ZM99 195V196H100ZM245 195V194H244ZM56 196V195H55ZM223 196V195H222ZM225 196V195H224ZM19 197V198H18ZM206 197V196H205ZM63 198V197H62ZM96 198H97V196H96ZM42 199V198H41ZM137 199V198H136ZM204 199V198H203ZM211 199V198H210ZM61 200V199H60ZM97 200H99L98 198H97ZM216 200V199H215ZM214 200V201H215ZM44 201V200H43ZM42 201V202H43ZM55 201V200H54ZM204 201V200H203ZM208 201V200H207ZM49 202V201H48ZM56 202V201H55ZM205 202V201H204ZM211 202V201H210ZM52 203V202H51ZM201 203V202H200ZM206 203V202H205ZM48 204V203H47ZM57 204V203H56ZM60 204V203H59ZM90 204V203H89ZM91 204H93V203H91ZM43 205H44V203H43ZM95 205V204H94ZM100 205V204H99ZM42 206V205H41ZM48 206V205H47ZM51 206V205H50ZM109 206V205H108ZM211 207V206H210ZM47 208V207H46ZM50 208V207H49ZM108 208V207H107ZM98 209V208H97ZM114 209V208H113ZM51 210V209H50ZM56 211H58V210H56ZM91 211H94L95 212V210H93V208H92V210ZM90 211V212H91ZM45 212H48V211H45ZM93 212V213H94ZM215 212V211H214ZM39 213V212H38ZM208 213V212H207ZM57 214H59V213H57ZM191 214V213H190ZM55 215H56V213H55ZM119 215V214H118ZM189 215V214H188ZM64 216V215H63ZM191 216V215H190ZM32 218H34V217H32ZM213 220V219H212ZM32 221V220H31ZM62 221V220H61ZM103 221V220H102ZM29 222V221H28ZM28 222H27V224H28ZM34 222V221H33ZM21 223V222H20ZM35 225V224H34ZM19 227V226H18ZM126 227V226H125ZM154 229V228H153ZM18 230V229H17ZM14 231V232H13ZM17 233V232H16ZM28 234V233H27ZM10 236H11V234H10ZM18 236V235H17ZM9 237V236H8ZM8 237H1V238H8ZM15 238H17V237H15ZM14 238V239H15ZM11 239V238H10ZM81 239V238H80ZM0 240H2V239H0ZM8 240V239H7ZM74 240V239H73ZM14 241V240H13ZM129 241V240H128ZM11 243V242H10ZM16 243V242H15ZM74 243V242H73ZM6 244V243H5ZM13 244V243H12ZM80 244V243H79ZM93 244V243H92ZM11 246H13V245H11ZM16 248V247H15ZM193 248V247H192ZM92 250V249H91ZM131 251V250H130ZM132 252V251H131ZM71 254V253H70ZM128 255V254H127ZM28 259V258H27ZM29 260V259H28ZM99 260V259H98ZM29 262V261H28ZM31 262H33V261H31ZM31 262H30V264H31Z\"/></svg>",
    "mask_w": 264,
    "mask_h": 264
},
{
    "label": "crops",
    "instance_id": "obj_3",
    "mask_svg": "<svg viewBox=\"0 0 264 264\" xmlns=\"http://www.w3.org/2000/svg\"><path fill=\"white\" fill-rule=\"evenodd\" d=\"M242 93H247L249 99L253 100L252 108L264 117V78H254L250 86L242 88Z\"/></svg>",
    "mask_w": 264,
    "mask_h": 264
},
{
    "label": "built area",
    "instance_id": "obj_4",
    "mask_svg": "<svg viewBox=\"0 0 264 264\" xmlns=\"http://www.w3.org/2000/svg\"><path fill=\"white\" fill-rule=\"evenodd\" d=\"M244 78H245V74H244V73H241V74H240V80H241V79H244Z\"/></svg>",
    "mask_w": 264,
    "mask_h": 264
}]
</instances>
